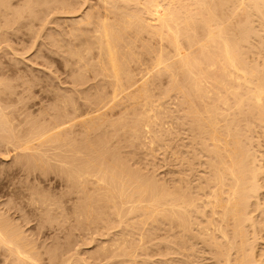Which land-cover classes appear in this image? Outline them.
Returning <instances> with one entry per match:
<instances>
[{
  "label": "bare ground",
  "instance_id": "1",
  "mask_svg": "<svg viewBox=\"0 0 264 264\" xmlns=\"http://www.w3.org/2000/svg\"><path fill=\"white\" fill-rule=\"evenodd\" d=\"M2 1V0H1ZM0 1V6H5V5H1V3H5V4H7L8 2H7V0H4V1H2L1 2ZM9 1V0H8ZM29 1V0H28ZM27 1V3H26V5L28 4V6H25L24 5V8L25 7H29L31 4L33 5V3H31L32 2V0H30L31 2H28ZM88 1V0H87ZM103 1V3H104V8H105V10L104 11H102V15L101 16H98L99 17V19L98 20H96V22L94 21V27H92L91 29H90V31H89V29H88V31L89 32H91L88 36H87V39H86V37H85V40L83 39V43H82V45L83 46H85L84 47V54L83 53H81L80 51H71V56L74 58V57H77V58H74L75 60L76 59H78V60H76V61H78V62H80L81 64H83L84 62H86L85 64H83L84 66H86L87 65V63L89 62V60L87 59L86 60V58H87V56H86V58H85V54L87 53V55L88 54H90L89 52H92L91 50L92 49H95L96 51H95V56H96V62L94 63V56L92 57L93 59H91L92 61H93V63L96 65V69H95V71L97 70V73L99 74V72H101V74H105L106 75V79H108V82L109 81H111V83H112V85H110V86H112V89H111V96L109 95V93H108V91L107 90H103V91H101L99 94H98V98H97V103H95L96 102V98L94 99L93 98V100L92 101H94V103H92V101H91V103L92 104H90L91 106H93V105H95V104H97L96 106H94L95 108H92L91 106H90V108H88V110H91L90 112H87V111H85L84 110V112H87V114L85 113L84 115L85 116H83L82 118V120H80V116H81V113L83 112V111H81L80 109H78L79 111H76V112H80V114H77V113H74V112H72V113H74L73 115L71 114V111H69L68 109V106H71V105H68L67 103H71L72 105H74V107L73 106H71V107H73V108H70V110H74L75 109V106H77L78 105V103L79 102H77V103H75V104H73V101L72 102H68V101H70V100H68V99H65V101L67 102H65L66 103V105L67 106H64L63 105V109H64V107H66V108H68V109H65V110H67V112H65L66 113V115H68V113L70 114V116L68 115V117L64 114V111L65 110H63L62 112H60V115H57V119L58 120H55V121H57V123H55L53 120L55 119V118H53V119H51L52 117H50V119H51V123H50V119H46V115H48L49 116V114H46L45 112H42V113H44L45 114V116H42V118H44L45 117V119L43 120V124H42V126H41V124H39L38 125V123H39V121L41 120V119H37L38 120V123L37 122H35V121H37V120H35L34 121V118H33V121L35 122V123H37V125L35 124V123H33V122H31L32 121V117H30V115L31 114H27L28 116H27V121H26V123L28 124L29 122L30 123H33L34 125H28L29 126V129H28V127H25L26 128V131H24L25 130V128L23 127V126H20V125H25L26 123H25V121H23L24 119H23V117H22V119H21V116H20V113L18 114H16L17 116H19L20 117V119L19 120H22L23 122H19V124L16 122V119H14V118H16V116H12V115H15V114H13L11 111H9V110H11V109H9L8 110V112H9V114L11 115V118H10V115L8 114V113H6L7 112V109L6 108H4V109H6L5 111L6 112H4L3 111V109H1L0 108V131L2 130L3 132H5V133H3V132H1V133H3V135H2V138L4 139L5 138V140H3L2 138H1V136H0V138L3 140V141H5L4 143H6V144H11L12 146H13V149H14V152H16V150H20V151H25L26 152V150H30L32 153L34 152V154H35V151L33 150V148H34V143L36 144H38L39 146H46V145H44V143H53V142H58V141H62L63 142V144H68V142L70 141V140H72L70 143L72 144V142H74L73 141V139H72V136H70L69 134L70 133H68V132H70V131H68V130H66V129H68V128H70L72 125L71 124H68V122H70V123H72V120H74L73 121V123H75V122H77L78 123V121L76 120L75 121V119H78L79 118V120H80V122L81 123H83V122H87V123H89V124H86V125H89V129H90V127L91 128H93V127H95V129L98 127V126H103L104 124H105V122H104V124H102V121L100 120V118L102 119V117H101V113H102V108L103 109H105V107L106 106H108V103L111 101V103H112V105L111 106H113V102H112V100L113 99H117V97H119V96H122V94L124 95V96H127L128 97V100L129 99H132V100H130V101H132V102H134V103H132L133 105H132V107H133V115L135 114V117H134V120L132 121V123L130 122V123H128V124H131V126H130V128L134 131V136H136V137H138V139H139V135L141 134V128H142V126L143 125H147L148 126V124H149V121L151 120V117H150V115H149V113H150V111L152 110V107H149V99L152 97L151 96V90H150V88H149V83H151V82H153L155 79H159V78H161V76H162V74H165L166 72H167V74H168V76H170V78L172 79V81L170 80V84H171V82H172V87H175L176 86V88H174V89H177L178 91H180L187 99H189L190 100V103H191V107L192 106H194V107H192V108H194V110H195V112L194 113H196V114H194L193 113V116H194V118H193V120H194V127L193 128H195V129H197V131L195 130V132H197V133H199V131H200V137H202L204 140H207V139H205L206 138V136H208V137H216V135H218L217 133H219V132H216L215 130H216V128H218L217 126H219V124H220V122H222V123H224L225 121V124L223 125H220L219 127H220V131L223 129V131H222V133L220 132L219 133V135L218 136H221V135H224V138L227 140L228 138H226V137H232V138H229V140H222L223 142H225V143H223L221 140L220 141H217V142H220V145L217 143L216 145H215V141L216 140H218L217 139V137H216V140L213 142L212 140H211V138H209L210 140H211V142L214 144H211L213 147H211L212 149H210V147H208L209 146V144L211 143H209V141L207 140L206 142H207V147L205 148V151H203V152H205V153H210L211 154V158L209 157L210 156V154H209V156H207L208 157V159H206V163L210 160V165H211V167H210V165L208 164L207 166L209 167V169H206V170H209V172L211 173V176H210V174H206L205 176H210V177H208L209 178V180H208V178H206V181H207V184H211V185H209V186H207L208 188H209V190H207V188L205 187L206 185H204V188H202L201 187V185L199 184V183H201L202 182V180H203V182H205L206 183V181H205V179H203V178H205L204 176H203V178H200L201 180V182H197L198 184H199V186L195 183V187L196 188H194V185H193V190H199L200 191V189H201V193H198V194H196V192H195V195L194 194H192V193H194V191L192 190V193L191 194H188V190L192 187V186H190V187H187V188H189V189H186V187H185V189H184V186L186 185V181L185 182H183L182 183V180L183 179H181V183H182V185H180L179 184V182H178V184L180 185V187L179 186H175L176 187V189H178V188H181L182 189V186H183V189H182V191H178V190H176L175 188H174V186H173V184L175 183V181L171 184L170 182V186L168 185V183L167 184H165V182H162L163 183V185L165 186V187H167V185H168V187L167 188H163V185L160 183V182H158V180L156 179V181H157V183H155L156 181H155V179L154 178H144L143 177V173L140 175V173L141 172H139L140 171V169H139V171L137 172L136 171V169H133L132 167H128L127 165H125L124 164V160H122V159H120V160H122V161H119V162H121L122 163V165H124V168H118L117 166H118V164H119V162L116 160L117 159V157H116V159H115V157H114V155H115V153H114V155H113V158L118 162V164L116 163L115 165H117L116 166V168L113 166V164H114V162H116L113 158H112V163H110V161L108 162V160H107V156L105 157L106 158V162H108V163H104L103 164V166L105 167V168H109L110 166V170L108 169L107 170V172H106V169H105V171H104V167L102 168V170L104 171H102L101 173V177H99L100 175H98V177H95V176H97V173L98 174H100L97 170H95V169H97V167H96V165L95 164H98V159L99 160H101V158H102V156H105V153L107 154L108 152H104V148L106 147V148H108L109 149V146H107V144L105 143L106 142V140L105 139H102L103 141L105 140V142H103V141H101V139H99V140H95V141H89L88 143H90L91 144V146H90V149H92L94 152H92V150H91V152L92 153H95V156L97 155L96 154V151H98V152H100V153H102V151L99 149V147H102V145H103V147H102V149H103V152H104V154L102 153V156H101V154L98 156V158L96 157L95 158V160H97V163H95L96 161L94 160V157L95 156H92V153H91V155L88 153V155H87V153L85 152V154L86 155H83L84 153L82 152L84 149H77V151L78 152H80L79 150H81V152H82V155L84 156H82L81 154V156H79L78 157V152H76L77 154H75V151H73V150H71L72 152L71 153H73V155L75 154V155H77V159L76 158H74V157H76L75 155L73 156V155H71L73 158V160L71 159V157H70V155H64V157L62 158V159H59L60 161L62 160V162L64 163V160H68L69 161V163L67 164V162H66V167L63 165V163H61L62 165H61V168L62 167H65V168H63L62 170L63 171H65V173H63V174H66V175H64L63 177H64V179H66V177H68V179H67V181L69 180L70 182H72V183H70V184H72V188H70V193H72L71 192V189H73V190H75L77 193H76V195L74 194V192H73V196L75 195V197L76 196H79V199H75V201L76 200H78L77 201V203L76 204H78L77 205V207L74 205L73 207H75V211H76V215L75 216H79V219L81 218V219H83L86 215H84L85 213H86V211H87V213H88V211L91 213L92 212V208L94 207V210H93V212L92 213H94L95 211H97V209H98V207L97 208H95V204H97V206H100L99 208L100 209H102V205L104 204H106L107 205V208H108V206L110 207V206H112V208L111 209H117L118 211H119V213H118V211L115 209V210H111V211H109V213H108V216L110 215V213L111 214H115V213H118L119 214V216L122 214V213H120V211L121 212H123V211H127L125 208H126V206H128V204L126 203V202H130L129 204L131 205H129L130 207H129V209H128V212H130L131 210V212L135 215V213H136V211H135V213L133 212V210L135 209V205L136 206H138V205H140L141 204V202H142V206H143V204H147V203H149L150 201L153 203V205H154V203H155V205L154 206H152V208L154 209V207L156 208V210H157V212H158V209H159V211L160 212H158V214H160V216H159V218H161L162 220H164V224L166 223V225H165V227H164V224H163V227L162 228H166V226H167V228H169V227H171V228H176V229H179V231L180 230H183V232L182 231H180V233L182 232V233H185V232H187L188 234H184V236H185V238H183L184 236L182 235L181 237L183 238V239H185L186 240V237L187 236H189V234H190V236H192L193 234H195V235H197V236H199V239H200V237H201V239H202V237H203V239H202V241H205L204 242V244L207 242V244L209 243V245H211V243H212V245L211 246H209V247H219V251H216L215 250V252L217 253V252H219L220 254L219 255H221V257L223 256V263L224 264H231V263H234V262H238L237 264H255V263H259V261H258V259H260L259 257L257 258V254L256 253H254L255 251H256V246H255V248H253V243H254V245L257 243H255V241L256 240H254V238L253 239H251V240H254V242L253 241H251L250 240V238H252V237H255L256 239H259L258 237H259V234H258V232H262V231H264V226H263V222H264V220H262L263 222H262V226H263V228H262V226H260V223H261V220H260V222L258 223V221H256L255 220V216L256 215H254V210H258V208L259 209H261L260 207L262 206V205H260L261 203V201H259L258 199H260V198H258L260 195V188H263L264 187V184H263V186H261L262 184L261 183H259V176L260 177H262V178H264L263 176H261L262 174L264 175V169L263 168H261V167H264V165H262L261 163H263V162H261L260 164H258L259 162H258V158L260 157H257L256 155H258V151H257V149H255L254 151L252 150L251 151V149H254V148H249L251 145H252V140H254V139H250V141H251V143L249 142V144H250V146L247 144V142H248V140H249V136L248 137H246V134L247 133H249V131L250 132H252L253 133V131L254 130H256V132L258 131V129H259V127L261 128V129H259L260 131L262 130L263 131V133H261V135L263 134L264 135V62L263 63H260V64H263V66L262 65H260V66H258L259 65V63H258V61H260L261 60V58L263 59V56H264V52L262 51V50H264L263 48V46H264V0H102ZM24 2V1H23ZM26 2V1H25ZM70 2V1H69ZM85 2V1H84ZM101 2V1H100ZM3 3V4H4ZM31 3V4H30ZM9 4H10V2H9ZM23 4V3H22ZM31 5V6H32ZM72 5H73V3H72ZM234 5L236 6L237 5V8L240 10V12L238 11V9L236 8V7H234ZM7 6V5H6ZM30 6V7H31ZM234 7V9H232V7ZM241 6V7H240ZM29 7V8H30ZM231 7V8H230ZM4 8V7H3ZM31 8H33V6L31 7ZM30 8V9H31ZM75 9V8H74ZM229 9H232V10H229ZM17 10H19V9H17ZM72 10V9H71ZM98 10V9H97ZM228 10H229V12H228ZM21 11V10H20ZM30 11V10H29ZM231 11H234V16H233V18L235 19L236 17H235V15H236V13H237V15L240 13L241 15H244V16H242V17H244V18H242L241 17V15H239L238 17H240V19L239 20H237L238 22L235 24V25H233V22L232 23H230L229 21H234L233 20V18H230V19H228L227 20V17H230V14H232L233 15V13L231 12ZM25 12V11H24ZM24 12H22V13H24ZM231 12V13H230ZM239 12V13H238ZM99 13V12H98ZM230 13V14H229ZM89 14V13H88ZM229 14V15H228ZM22 15V14H21ZM226 15H228V16H226ZM236 15V16H237ZM10 16V15H9ZM86 17V19H87V15L85 16ZM90 16H88V20H86V19H84V21H87V22H85V23H89L90 21H89V18ZM101 17V18H100ZM232 17V16H231ZM22 18V17H21ZM16 19H17V17H16ZM81 19V18H80ZM225 19V20H224ZM8 20V19H7ZM14 21V20H13ZM81 21H83V20H81ZM236 21V20H235ZM234 21V22H235ZM258 22L257 24H259V26L256 24V23H253V22ZM6 22V21H5ZM79 22V21H78ZM91 22H93V21H91ZM224 22L225 23H230V26L228 25L227 26V24H224ZM81 23V22H80ZM78 24V23H77ZM257 25V26H255V25ZM75 25V24H74ZM73 25V26H74ZM80 25V24H79ZM89 25V24H88ZM77 26V25H76ZM85 26V25H84ZM89 26H92V25H89ZM9 27V26H8ZM262 28V31H258V28L261 30V28ZM74 28V27H73ZM75 29V28H74ZM76 29H77V27H76ZM75 29V30H76ZM1 30V29H0ZM75 30H73V32L75 31ZM2 31V30H1ZM81 31V30H80ZM84 31V30H83ZM77 33V32H76ZM86 33V32H85ZM147 34V35H146ZM86 35V34H85ZM146 35V36H151L150 38H157V39H159V43L160 44H158L159 46H158V48L159 49H157V51L155 52V57H153L152 58V54L154 53V47H152V48H150L149 50L151 51V50H153V51H151V52H153L151 55H149L150 56V58H148V59H145L144 58V56H142V54H141V58H140V53H138L136 50H135V48L134 47H136V45H137V42H135L136 41V39H142V37L144 38V36ZM80 36V35H79ZM131 36H133L134 38L132 39L133 41H130L129 40V38L128 37H131ZM142 36V37H141ZM81 37V36H80ZM126 37L128 38V39H126ZM83 38V37H82ZM136 38V39H135ZM126 40V42H125V40ZM134 39H135V41H134ZM128 40V41H127ZM79 41V40H78ZM124 41V43L126 44L127 42H134V44L136 43V45H134L133 44V46H131L132 44L129 42V43H127V45L128 46H131V47H133V48H131V49H134V50H132L133 52H135L134 54L136 55H134L133 53H128L127 52V49H129V47L127 46V49L126 48H124L125 46H123V45H125L124 43H122ZM141 41V40H140ZM82 42V41H81ZM144 43V42H143ZM155 43V42H154ZM73 44V43H72ZM139 45V44H138ZM148 45V44H147ZM147 45H145V46H147ZM164 45H166V46H168V49H171V50H169V51H167L168 49H166V47L164 46ZM70 46V45H69ZM81 46V45H80ZM122 46H123V48H124V50H123V48H122ZM149 46L150 45H148L147 47L149 48ZM68 47V46H67ZM67 47H65V48H67ZM73 47V46H72ZM139 47V46H138ZM137 47V48H138ZM143 48H145L144 47V45L142 46ZM151 47V46H150ZM74 48V47H73ZM76 48V47H75ZM142 49V48H141ZM75 50V49H74ZM79 50H80V48H79ZM126 50V51H125ZM139 50V49H138ZM145 50H146V48H145ZM145 50H144V52H145ZM149 50H147V51H149ZM129 52H130V49L128 50ZM149 51V52H150ZM250 51H253V53H255L256 52V55H257V53L258 52H260L261 51V53L263 54H261L262 56H261V58H260V56H258V58H260V59H258V61L257 62H249L250 60L249 59H247V57L249 56L250 57V54H253L252 52H250ZM70 52V51H69ZM86 52V53H85ZM149 52H146V53H148L149 54ZM250 52V53H249ZM69 54V53H68ZM93 54H94V52H93ZM249 54V55H248ZM91 55V54H90ZM138 55H139V58H138ZM254 55V54H253ZM252 55V60L251 61H255V59L257 58H255V56H253ZM67 56V55H66ZM69 56V55H68ZM71 56H69V57H71ZM89 56V55H88ZM135 56V57H134ZM71 57V58H72ZM248 57V58H249ZM255 59H254V58ZM135 58V59H134ZM146 60V61H144V59ZM147 58V57H146ZM250 58V59H251ZM140 59H143V63L141 64V62H138ZM86 60V61H85ZM148 60V61H147ZM249 60V61H248ZM257 60V59H256ZM264 60V59H263ZM262 60V61H263ZM67 61V60H66ZM69 61V60H68ZM84 61V62H83ZM88 61V62H87ZM92 61H90V63L92 62ZM131 61H133V62H131ZM134 61H135V64H134ZM136 61L138 62V63H136ZM141 61V60H140ZM262 61H260V62H262ZM83 62V63H82ZM131 62V63H130ZM89 63V64H90ZM134 64V65H136L137 64V66L138 67H140V65L142 66V67H140V68H143V67H145L144 68V74H141V75H143V77L141 76V78H143V80L141 79V78H139L140 79V81L138 80V74L136 73V71H137V69H139L137 66H136V68L137 69H134V70H136L135 71V73L137 74V75H135L134 76V74H133V70H131V64ZM140 63V64H139ZM68 64H69V62H68ZM68 64H67V66H68ZM76 64V62L74 63V65ZM87 65L86 67H84V68H86L85 69V71L88 69V68H90L91 67V71H94L92 68V66L91 65ZM82 65V66H83ZM93 65V64H92ZM77 66H79L78 64H77ZM81 65L79 66L80 67V69H81V71L80 72H85L84 70H82V69H84L83 67H82ZM90 66V67H89ZM71 67V66H70ZM88 67V68H87ZM135 66H133L132 67V69L134 68ZM69 68V67H68ZM77 70V69H76ZM88 70H90V69H88ZM88 70L86 71V72H88ZM141 72L143 71V69H139ZM138 70V72H140ZM165 71V73H163L164 71ZM154 71L155 72H157L156 73V75L154 76L153 74H155L154 73ZM74 73V72H73ZM89 73V72H88ZM97 73H95V75H97ZM143 73V72H142ZM170 73V74H169ZM81 74V73H80ZM101 74H99V75H101ZM149 74V75H148ZM78 75V74H77ZM105 75H102L103 77H105ZM153 75L154 77H151V76ZM166 75V74H165ZM79 76V75H78ZM78 76H76V77H78ZM81 77H82V74L80 75ZM79 76V77H80ZM85 76V75H84ZM83 76V78H85ZM108 76V77H107ZM136 76H137V80H136ZM80 77V78H81ZM166 77V76H165ZM82 78V79H83ZM88 78V77H87ZM98 78H99V76H98ZM97 78V79H98ZM101 79V78H100ZM103 79V78H102ZM105 79V78H104ZM78 80V79H77ZM83 80H85V79H83ZM141 80H142V82H141ZM105 81H107V80H105ZM138 81H139V83H138ZM1 82V81H0ZM4 82V81H3ZM82 82V81H81ZM157 82V81H156ZM159 82H160V80H159ZM32 83V82H31ZM35 83V82H34ZM104 83H106V82H104ZM110 83V84H111ZM0 84H3V83H0ZM102 84V83H101ZM109 84V83H108ZM169 84V86H171ZM80 85V84H79ZM1 86V85H0ZM35 86V85H34ZM107 87V86H106ZM134 87V88H133ZM151 87V86H150ZM167 87V86H166ZM165 87V88H166ZM9 88V87H8ZM79 88V87H78ZM133 88V89H132ZM156 88V87H155ZM5 89V88H4ZM108 89V88H107ZM163 89V88H162ZM169 89H171V88H169ZM108 90H110V88L108 89ZM172 90V89H171ZM27 91V90H26ZM25 91V92H26ZM107 91V93H108V95L109 96H107V95H105L104 93ZM166 91H167V89H166ZM169 91V90H168ZM167 91V92H168ZM11 92V91H10ZM23 92V91H22ZM170 92V91H169ZM1 93H2V91H1ZM106 93V94H107ZM166 93V92H165ZM176 93H179V92H176ZM180 93V95H182ZM65 94V93H64ZM4 95V94H3ZM6 95V94H5ZM14 95H16L15 94V92H14ZM22 95V94H21ZM93 95V94H92ZM8 96V95H7ZM63 96H65V95H63ZM80 96V95H79ZM83 96V95H82ZM89 96V95H88ZM0 97H1V95H0ZM2 97H5V96H2ZM21 97V96H20ZM71 97V96H70ZM74 97V96H73ZM94 97V96H93ZM107 97H110V98H108L107 99ZM160 97V96H159ZM9 98V97H8ZM18 98V97H17ZM56 98H58L57 96H56ZM124 98V97H123ZM126 98V97H125ZM182 98V100L180 99V102L182 101V104L183 103H186V102H184L183 100V98L184 97H181ZM20 99V98H19ZM18 99V100H19ZM71 99V98H70ZM75 99V98H74ZM73 99V100H74ZM89 99V98H88ZM87 99V100H88ZM119 99V98H118ZM166 99V98H165ZM198 99H199V102H198ZM8 100V99H7ZM21 100V99H20ZM25 100V99H24ZM59 100V99H58ZM61 102H63V99H62V96H61ZM59 100V101H60ZM122 100V99H121ZM141 100V101H140ZM196 100H197V102H198V104H199V106L200 107H198V104H197V102H196ZM208 100H211L212 102H213V104H209L210 103V101L208 102ZM85 101H86V99H85ZM138 101H140L138 104H137V102ZM155 101V100H154ZM161 101V100H160ZM162 101H164V100H162ZM188 101V100H187ZM28 102V101H27ZM122 102H124V101H122ZM125 102H127V101H125ZM142 102V104H140ZM157 102H158V100H157ZM58 103V102H57ZM64 103V102H63ZM88 103V102H87ZM90 103V102H89ZM110 103V104H111ZM131 103V102H130ZM151 103V102H150ZM161 103V102H160ZM189 103V102H188ZM188 103H187V105H188ZM189 103V104H190ZM220 103V104H219ZM221 103H222V105L224 106V108H225V110L227 109H229L230 108V110H228V111H230L229 113H231V110H232V112L233 113H231V116L232 117H230V118H227V117H225V118H223V117H221L222 115H224V113L225 114H227L226 113V111L224 112H220L219 113V111H217L220 107H222V106H220L221 105ZM6 104H8V103H6ZM77 104V105H76ZM179 104V103H178ZM201 104V105H200ZM0 105H1V107H2V105L3 104H1V102H0ZM20 105V104H19ZM61 105V104H60ZM151 105V104H150ZM155 105V104H154ZM156 105H157V103H156ZM168 105V104H167ZM175 105V104H174ZM185 105V104H184ZM184 105H182V108H183V106ZM5 106V105H4ZM8 106H10V104H8ZM28 106V105H27ZM56 106V105H55ZM128 106V105H127ZM189 106L190 105H188V107L187 108H184V109H188L189 108ZM17 107H18V105H17ZM79 106H77V108H78ZM83 107V106H82ZM87 107V106H86ZM159 107H160V104H159ZM165 107V106H164ZM170 107V106H169ZM190 107V108H191ZM57 108V107H56ZM76 108V109H77ZM80 108V107H79ZM111 108H113V107H111ZM110 108V109H111ZM158 108V107H157ZM190 108H189V110H190ZM223 108V107H222ZM222 108H220V111L222 110ZM21 109V108H20ZM28 109V108H27ZM75 109V110H76ZM82 109V108H81ZM84 109V108H83ZM107 109V108H106ZM128 109V108H127ZM154 109V108H153ZM165 109V108H164ZM169 109V108H168ZM178 109V108H177ZM183 109V110H184ZM60 110V109H59ZM72 110V111H73ZM161 110V109H160ZM166 110V109H165ZM188 110V111H189ZM194 110H192V111H194ZM30 111V110H29ZM28 111V112H29ZM46 111V110H45ZM69 111V112H68ZM123 111H125V110H123ZM192 111L191 112H187L188 113V117L190 116L191 118H192V116L191 115H189V114H191L192 113ZM20 112V111H19ZM27 112V111H26ZM83 112V113H84ZM92 112H95V114L94 115H92ZM127 112V111H126ZM164 112V111H163ZM174 112V111H173ZM56 113V112H55ZM59 113V112H58ZM61 113H63V114H61ZM89 113H91V114H89ZM104 113V112H103ZM181 113V112H180ZM184 113L185 114H187L186 113V111L184 110ZM24 114V113H23ZM37 114V113H36ZM43 114V115H44ZM75 114H76V117H75ZM92 115V116H87V115ZM126 114V113H125ZM153 114H155V113H153ZM178 114V113H177ZM222 114V115H221ZM33 115V114H32ZM66 116V117H64L65 119H62L63 118V116ZM102 115H104V114H102ZM130 115V114H129ZM163 115V114H162ZM218 115H220V117L222 118V121L221 120H219L220 122H218V119H219V117H218ZM227 115H230V114H227ZM23 116V115H22ZM40 116V115H39ZM38 116V117H39ZM58 116H60V117H58ZM106 116V115H105ZM108 116V115H107ZM107 116H106V118H107ZM120 116V115H119ZM132 116V115H131ZM186 116V115H185ZM184 116V117H185ZM226 116V115H225ZM34 117V116H33ZM53 117H54V115H53ZM62 117V118H61ZM85 117H87V118H85ZM121 117V116H120ZM187 117V116H186ZM18 118V117H17ZM25 118V117H24ZM28 118H30L31 119V121H30V119H28ZM61 118V120H59ZM73 118H75V119H73ZM110 118V117H109ZM122 118V117H121ZM130 118V117H129ZM154 118V117H153ZM158 118V117H157ZM160 118V117H159ZM227 118V120H225ZM242 118H243V120H242ZM25 119V120H26ZM96 119H99V120H96ZM108 119V118H107ZM111 119V118H110ZM118 119H120L119 117H118ZM127 119V118H126ZM167 119V118H166ZM178 120H179V118H177ZM190 119V118H189ZM223 119H224V121H223ZM29 120V121H28ZM45 120H47L48 121V123H50V124H48L47 123V121H45ZM109 120V119H108ZM124 120V119H123ZM129 120L130 119H128L127 121L129 122ZM153 120H155V119H153ZM163 120V119H162ZM165 120V119H164ZM191 120V119H190ZM242 120V121H241ZM44 121H45V123H46V125L45 126H43L44 125ZM59 121V122H58ZM120 121H122V120H120ZM161 121V120H160ZM243 121H244V124H242L243 123ZM253 121H257L258 123L256 124V125H259V127H257L258 129H256V128H254L255 127V125H253ZM112 122V121H111ZM110 122V123H111ZM119 122V121H118ZM218 122V123H217ZM21 123V124H20ZM23 123H25V124H23ZM40 123H42V121H40ZM72 123V124H73ZM115 123V122H114ZM113 123V124H114ZM152 123V122H151ZM185 123V122H184ZM47 124H48V126H47ZM67 124L68 125H70L69 127H67ZM80 123H78V125H79ZM102 124V125H101ZM161 124H163V123H161ZM216 124H218V125H216ZM19 125V126H18ZM74 125V124H73ZM75 125H76V123H75ZM81 126H83L84 125V123L83 124H80ZM156 125H157V123H156ZM159 125V124H158ZM214 125H216V127L214 126ZM18 126V127H17ZM30 126L32 127H34L33 129H31L30 128ZM77 126V125H76ZM163 126V125H162ZM222 126V127H221ZM243 126V127H242ZM19 127H22V128H24L23 129V131L24 132H22L21 130H22V128L20 129ZM85 128H86V126H84ZM112 127V126H111ZM148 127H150V126H148ZM147 127V128H148ZM254 128V130L252 129V131L250 130L251 128ZM65 128V129H64ZM75 128V127H74ZM98 128H100L101 129V127H98ZM103 128V127H102ZM105 128V127H104ZM114 128V127H113ZM120 128V127H119ZM125 128V127H124ZM146 128V127H145ZM162 128V127H161ZM160 128V129H161ZM191 128H192V126H191ZM213 128H215L214 129V132H213ZM72 129V128H71ZM76 129V128H75ZM80 129V128H79ZM94 128L93 129H91V130H95ZM108 129V128H107ZM106 129V130H107ZM129 129V128H128ZM130 129V130H131ZM143 129V128H142ZM150 129H153V127L152 128H150ZM186 129V128H185ZM219 129V128H218ZM11 131V130H13V131H11V134H10V132H9V135H7V131ZM29 130V131H28ZM62 130V131H61ZM66 130V132L68 133V134H65L64 135V133H62V132H64ZM74 130V129H73ZM85 130V129H84ZM122 130H124V129H122ZM166 130H169V129H166ZM193 130V129H192ZM194 130H193V133H195L194 132ZM211 130H212V132H211ZM72 131V130H71ZM101 131V130H100ZM144 131V130H143ZM147 131V130H146ZM150 130L148 129V132H149ZM217 131H219V130H217ZM261 131V132H262ZM13 132V133H12ZM65 132V133H66ZM86 132V131H85ZM98 132V131H97ZM110 132V131H109ZM119 132V131H118ZM122 132H125V131H122ZM121 132V133H122ZM155 132H157V131H155ZM176 132V131H175ZM1 133H0V135H1ZM79 133V132H78ZM95 133V132H94ZM101 133V132H100ZM127 133V132H126ZM145 133V132H144ZM151 133H152V131H151ZM164 133V132H163ZM167 133H169V132H167ZM174 133V132H173ZM214 134V133H216V135L214 136V135H212L211 136V134ZM252 133H251V135H252ZM89 134V133H88ZM105 134V133H104ZM118 134V133H117ZM132 134V135H133ZM146 134V133H145ZM156 134V133H155ZM155 134H153V135H155ZM158 134H159V132H158ZM160 134H161V132H160ZM165 134V133H164ZM170 134V133H169ZM199 134H195L196 135V141L197 142H199V139H197L198 138V136H199ZM201 134H203V135H205V138L203 137V135H201ZM207 134V135H206ZM250 134V133H249ZM248 134V135H249ZM7 135V136H6ZM73 135V134H72ZM76 134H74V136H75ZM109 135H111V134H109ZM114 135V134H113ZM194 135V136H195ZM210 135V136H209ZM259 137L261 136L260 134H257ZM6 136V137H5ZM69 136H70V138H69ZM82 136V135H81ZM94 136H96L95 134H94ZM107 136V135H106ZM112 136V135H111ZM116 136V135H115ZM148 136H149V134H148ZM156 136V135H155ZM159 136V135H158ZM165 136V135H164ZM226 136V137H225ZM241 136H244L246 139H243V138H240ZM88 137H90V136H87V138L85 137V140L86 139H88ZM92 137H93V135H92ZM114 137V136H113ZM142 137V136H141ZM157 137V136H156ZM212 137V138H213ZM253 137V135L251 136V138ZM84 138V137H83ZM95 138V137H94ZM118 138H120V135H119V137ZM144 138H145V136H144ZM162 138H164V137H162ZM170 138V137H169ZM202 138H201V141H202V143H203V145H205V141L204 140H202ZM219 138V137H218ZM221 138V137H220ZM219 138V139H220ZM257 138V137H256ZM261 138V137H260ZM1 139H0V142H1ZM75 139H78L77 137H75ZM90 139V138H89ZM97 139V138H96ZM108 139V138H107ZM110 139V138H109ZM111 139H113V138H111ZM126 139V138H125ZM173 139V138H172ZM193 139V138H192ZM221 139H223V138H221ZM231 139V140H230ZM248 139V140H247ZM262 139L264 140V137L262 136ZM69 140V141H68ZM78 140H80V139H78ZM82 140V139H81ZM80 140V141H81ZM93 140V139H92ZM120 140V139H119ZM118 140V141H119ZM122 140V139H121ZM136 141H137V139H135ZM140 140H142V139H140ZM139 140V141H140ZM144 140V139H143ZM147 140V139H146ZM145 140V141H146ZM158 140H159V138H158ZM244 140V141H243ZM245 140H247V142L245 141ZM2 141V142H3ZM64 141H68V142H64ZM161 141V140H160ZM164 141V140H163ZM167 141V140H166ZM191 141H194V140H191ZM200 141V142H201ZM204 141V142H203ZM255 141V140H254ZM261 141V140H260ZM2 142H1V144H2ZM87 142V141H86ZM85 142V143H86ZM96 142H97V144H96ZM123 142V141H122ZM134 142V141H133ZM246 144H245V143ZM59 143V142H58ZM61 143V142H60ZM79 143V142H78ZM110 143V142H109ZM152 143V142H151ZM194 143V142H193ZM202 143H197V146H200V145H198V144H202ZM222 143V144H221ZM255 143V142H254ZM258 143H259V141H258ZM8 144V147L10 146ZM42 144V145H41ZM63 144L61 145V147L63 146ZM70 144V145H71ZM93 144H95V145H99V146H93ZM111 144H112V141H111ZM114 144V143H113ZM117 144V143H116ZM122 144V143H121ZM120 144V145H121ZM147 144V143H146ZM157 144V143H156ZM155 144V145H156ZM159 144V143H158ZM162 144V143H161ZM166 144H167V142H166ZM260 144V143H259ZM35 146V147H37L36 149H40V148H42V147H40L39 148V146ZM69 145V146H70ZM101 145V146H100ZM104 145H106V146H104ZM126 145V144H125ZM128 145V144H127ZM134 145V144H133ZM151 145V144H150ZM168 145V144H167ZM171 145V144H170ZM191 145V144H190ZM203 145H201V146H203ZM2 146V145H1ZM0 146V147H1ZM3 146H4V144H3ZM59 146V145H58ZM66 146V145H65ZM72 146H73V144H72ZM82 145H80V147H81ZM92 146L95 148V150L92 148ZM112 146V145H111ZM113 146H115V148H117L116 147V145H113ZM135 146V145H134ZM133 146V147H134ZM142 146H143V144H142ZM141 146V147H142ZM147 146V145H146ZM152 146V145H151ZM193 146V145H192ZM257 146H261V145H257ZM5 147V146H4ZM6 147H7V145H6ZM7 147V148H8ZM55 147V146H54ZM67 147H68V145H67ZM98 147V149L99 150H97L96 148ZM137 147V146H136ZM150 147V146H149ZM156 147V146H155ZM204 147V146H203ZM203 147L201 148V150H204L203 149ZM10 148V147H9ZM145 148V147H144ZM196 148V147H195ZM200 148V147H199ZM207 148H209V149H207ZM256 148V147H255ZM32 149V150H31ZM35 149V150H36ZM50 149V148H49ZM56 149V148H55ZM59 149V148H58ZM63 149V148H62ZM65 149V148H64ZM69 149V148H68ZM107 149V151H109V150H111V149H109L108 150ZM149 149V148H148ZM193 149V148H192ZM10 150V149H9ZM12 150V149H11ZM10 150V151H11ZM38 150H36V151H38ZM42 150H44L43 152H42V154L43 153H48V151L49 150H47V152H45V150H46V148H44V149H42ZM51 150V149H50ZM57 150V149H56ZM60 150V149H59ZM67 150V149H66ZM119 150V149H118ZM121 150H123V149H121ZM189 150V149H188ZM187 150V151H188ZM195 150V149H194ZM193 150V151H194ZM199 150V149H198ZM197 150V151H198ZM208 150H209V152H208ZM6 151L7 152H9L7 149H6ZM19 151V152H20ZM30 151H28L29 153H31ZM60 151H63L64 152V150H60ZM116 151V150H115ZM152 151H153V149H152ZM151 151V152H152ZM207 151V152H206ZM256 151H257V153H256ZM6 152V153H7ZM24 152V153H25ZM69 152V151H68ZM67 151H66V153H68ZM97 152V153H98ZM118 152H120V151H118ZM129 152V151H128ZM195 152H196V150H195ZM17 153H18V151L16 152V155H17ZM27 153V152H26ZM26 153H25V156L23 155V153L21 154L22 155V158L25 160V158H26ZM29 153H27V154H29ZM30 154V156H32V157H30L29 158V156H28V158H26V160L27 159H29L30 161H28V163L27 164H32V162L33 161H31V160H33V158L35 159V158H41V156H42V154H41V152H39L38 151V153H36L35 155L34 154ZM58 153V152H57ZM122 154H123V152H121ZM189 153V152H188ZM255 153H256V155H255ZM9 154H10V156H11V153L9 152ZM8 154V155H9ZM12 154H13V151H12ZM20 154V153H19ZM41 156H40V155ZM56 154V153H55ZM110 154V153H109ZM109 154H107V155H109ZM151 154V153H150ZM195 154H197V153H195ZM207 154V155H208ZM261 153H259V155H260ZM38 155H39V157H38ZM57 155V154H56ZM63 155V154H62ZM191 154H189L188 156H190ZM192 155H194V154H192ZM200 155V154H199ZM263 155V154H262ZM261 155V156H262ZM25 158H24V157ZM47 157L45 154L42 156V158L44 159L45 157ZM53 157L55 156V155H52ZM70 157V159L71 160H69V158H66V157ZM85 156H92L91 158L90 157H85ZM101 156V157H100ZM198 156V155H197ZM205 156V155H204ZM8 157V156H7ZM50 157H51V155H50ZM49 157V158H50ZM56 157V156H55ZM85 158V159H81V158ZM198 157H200V156H198ZM39 158V159H40ZM41 158V159H42ZM56 158H58V157H56ZM61 158V157H60ZM87 158L90 160V159H93V161L92 160H90V161H92V163H95V164H93L92 165V163L90 162V161H87ZM104 158V157H103ZM102 158V159H103ZM119 158H121V157H119ZM184 158H185V155H184ZM189 158V157H188ZM187 158V159H188ZM190 158H192V157H190ZM193 158H195V157H193ZM192 158V159H193ZM202 158V157H201ZM263 158H264V156H263ZM18 159V158H17ZM20 159H21V157H20ZM48 159V158H47ZM51 159V158H50ZM53 159V158H52ZM51 159V160H52ZM186 159V160H187ZM199 159V158H198ZM197 159V160H198ZM22 160V159H21ZM24 160H22V161H24ZM46 160V159H45ZM49 160V159H48ZM104 160V159H103ZM103 160H102V163H103ZM119 160V159H118ZM185 160V161H186ZM262 160V158L260 159L259 158V161H261ZM264 160V159H263ZM39 161V163H40V165H41V167H43V168H48V167H50V165L48 166V165H46V164H44L45 162L47 163H49V161H43L42 163H43V165H45L46 167H44L43 165H42V163L40 162V161H42V160H38ZM59 161V162H60ZM183 161V160H182ZM195 161V160H194ZM199 161H200V159H199ZM205 161V160H204ZM52 162L54 163V160H52ZM57 162H58V160H57ZM56 161H55V163H57ZM85 162H87L86 164H88V165H86L85 164ZM101 162V161H100ZM18 163V161L16 162V164ZM19 163H21L22 165L24 164V162H19ZM18 163V164H19ZM38 162H36V164H37ZM55 163H54V165H55ZM89 163H91V165H92V167H90L91 165H89ZM111 165H110V164ZM50 164V163H49ZM58 164H60V163H58ZM106 164H109V166L108 165H106ZM126 164H128V163H126ZM130 164V163H129ZM182 164H183V162H182ZM190 164H191V162H190ZM264 164V163H263ZM26 165V164H25ZM32 165H34L35 166V161H34V164H32ZM38 165V164H37ZM36 165V166H37ZM53 165V164H52ZM95 165V166H94ZM100 165V164H99ZM262 165V166H261ZM20 166V165H19ZM39 166V165H38ZM37 166V167H38ZM94 166V167H93ZM106 166H108V167H106ZM121 165L119 164V167H120ZM127 166V167H126ZM52 167V166H51ZM56 167V166H55ZM54 167V168H55ZM58 167V166H57ZM113 167V169L111 170V168ZM11 168V167H10ZM21 168V167H20ZM36 168V167H35ZM34 167H33V170L35 169ZM53 168V167H52ZM59 168V167H58ZM58 168H56V169H58ZM61 168H60V170H61ZM133 169V170H131L132 172H134V170H135V173H137V177L138 178H144V179H146L145 181H146V183L147 184H145V181L144 180H141V179H139V181L138 180H135L134 178V175H136V174H133V173H131L130 172V174H127L128 172H129V170L127 171L126 169ZM189 168V167H188ZM23 169H26V167L24 168V165H23ZM32 169V168H31ZM38 169V168H37ZM42 169V168H41ZM65 169V170H64ZM263 169V170H262ZM28 170H30V169H28ZM51 170V169H50ZM59 170V171H60ZM124 170H126L127 171V173H126V171L124 172ZM263 172H262V171ZM39 171H41V170H39ZM49 171V170H48ZM67 171V172H66ZM100 171V170H99ZM108 171H110V172H108ZM42 172H43V170H42ZM45 172V171H44ZM41 173V174H44L45 175V173ZM47 172V171H46ZM184 172V171H183ZM262 172V173H261ZM107 173H108V175H107ZM185 173V172H184ZM47 174H48V172H47ZM62 174V173H61ZM124 174H127V176L126 175H124ZM133 174V175H132ZM181 174V173H180ZM204 174V173H203ZM261 174V175H260ZM90 175L93 177V178H91L90 177ZM141 177H140V176ZM154 175V174H153ZM152 175V176H153ZM184 175V174H183ZM29 176V175H28ZM35 176H36V174H35ZM124 176H126L127 177V179L129 180H126L125 181V178L126 177H124ZM156 176V175H155ZM155 176H153V177H155ZM190 176V175H189ZM95 177V178H94ZM109 177V178H108ZM131 177H134L133 179H134V182L135 183H133V179H132V181L130 180L131 179ZM137 177H136V179H137ZM177 177V176H176ZM183 177V176H182ZM91 178V182L89 181V179ZM108 178V179H107ZM158 178V177H157ZM198 178V177H197ZM261 178V179H262ZM109 179H110V181H109ZM148 179H149V181H148ZM180 179V178H179ZM152 180H153V183H152ZM187 180V179H186ZM87 181H89L90 183H92L93 184V189H95V190H91L90 189V195H87V196H84V199L81 201V194H82V197H83V194H84V191H86L85 189L87 188L86 187V185L88 184H90V183H87ZM104 181V183H105V186H106V184H108V182L107 181H109L110 183L107 185V186H109V187H107V188H110V187H112V188H110V189H108V191L106 190V189H104L105 187L103 186V182ZM127 181H128V184L126 185V183H127ZM130 181H131V183H133V186H131L132 184H130ZM143 181V182H142ZM166 181V180H165ZM262 181V180H261ZM260 181V182H261ZM87 184H86V183ZM101 182V183H100ZM136 182H137V184H136ZM143 184H142V183ZM149 182H151L152 184H154L155 183V185L154 186H152V184L151 183H149ZM177 182L174 184V185H176L177 184ZM210 182V183H209ZM149 183V184H148ZM161 184V186H162V189H159V187L161 188V186L159 185L158 186V184ZM193 183V182H192ZM110 184H112V185H110ZM151 184V185H150ZM190 184V183H189ZM201 184H204V183H201ZM212 184H213V186H212ZM261 184V185H260ZM69 185V184H68ZM87 185V186H88ZM91 185V184H90ZM135 185H136V187H135ZM74 186V187H73ZM92 186V185H91ZM91 186H89L88 188H92ZM126 186H131V187H133V188H135V191L133 192V193H135V192H139V194L141 193V191H143L142 193H144V195H145V192H148V194L146 193V196H148V197H146V200H148L149 202H146V203H144L145 202V198H143V196L141 197V199H143L144 201H142V200H140V199H136V198H134V196H135V194H132V189H131V187H130V189H128V188H125ZM138 186V187H137ZM171 186H173V189L171 188L170 189V187ZM187 186H188V184H187ZM203 186V185H202ZM33 187V186H32ZM69 187H71L70 185H69ZM104 187V188H103ZM157 187V188H156ZM197 187H199V189L197 188ZM213 187V188H212ZM11 188V187H10ZM75 188V189H74ZM87 188V189H88ZM136 188H137V190H136ZM2 189V188H1ZM105 190V192L103 191V190ZM128 189V191L130 192H128V191H126ZM175 189V190H174ZM181 189H179V190H181ZM204 191H209L208 193H210L209 195H206V192H203V190ZM210 189H211V192H210ZM264 189V188H263ZM11 190V189H10ZM191 190H190V192H191ZM260 190V191H259ZM16 191V190H15ZM88 191V190H87ZM86 191V192H87ZM95 192L96 193V197L95 198H93L92 197V195H91V193L92 192ZM187 193H186V192ZM198 191V192H199ZM36 192V191H35ZM89 192V191H88ZM93 192V193H94ZM126 192H128L127 193V197L126 196H124L125 194H126ZM189 192V193H190ZM69 192H68V194H70ZM92 193V194H93ZM94 193V194H95ZM142 193H141V195H142ZM204 195H203V194ZM207 193V194H208ZM6 194V193H5ZM37 194V193H36ZM98 194V195H97ZM137 194V193H136ZM201 194L204 196V197H202L201 196ZM39 195V194H38ZM42 195V194H41ZM41 195H40V200L42 199V198H45V196L44 197H41ZM44 195V194H43ZM42 195V196H43ZM71 196H72V194H70ZM119 195V196H118ZM206 195V196H205ZM33 196V195H32ZM36 196V195H35ZM70 196V197H71ZM93 196H95V195H93ZM124 196V197H123ZM137 196H139V195H137ZM68 198H69V196H67ZM136 197V196H135ZM31 198H33V197H31ZM38 198V197H37ZM88 198H90L91 199V201L94 199V201H95V203H94V201H90V200H86V199H88ZM121 198V199H120ZM124 198H125V200H124ZM138 198V197H137ZM63 199V198H62ZM66 199V198H65ZM73 199V198H72ZM119 199V200H118ZM132 199H133V201L134 200H137V203H138V201H139V203L140 204H136V201H132ZM39 200V201H40ZM44 199H42V201H43ZM46 200V199H45ZM68 200V199H67ZM70 200V199H69ZM254 200V203L252 202ZM261 200V199H260ZM33 201V200H32ZM37 201V200H36ZM38 201V202H39ZM53 201V200H52ZM62 201V200H61ZM60 201V202H61ZM86 201H88V202H86ZM89 201L91 202V203H89ZM101 201V204L102 205H98V204H100L99 202ZM126 201V202H125ZM63 202V201H62ZM74 202V201H73ZM86 202V203H85ZM133 202V203H132ZM255 202H256V205H254V207L256 206V207H258L257 209H255V208H253L252 206H251V203H252V205L253 204H255ZM262 202H264V200H262ZM40 203V202H39ZM48 203V202H47ZM54 203V202H53ZM70 203V202H69ZM89 203V204H88ZM120 203V204H119ZM125 203V204H124ZM42 204V203H41ZM58 204H60V203H58ZM91 204H93L92 206L93 207H91L90 205ZM118 204L120 205V206H118ZM123 204V205H122ZM151 204V203H150ZM150 204L148 205V206H150ZM263 204V203H262ZM46 205V204H45ZM52 205V204H51ZM55 205V204H54ZM57 205V204H56ZM64 205V204H63ZM66 205V204H65ZM88 205V206H87ZM104 205H103V208H104ZM106 205H105V209H107L106 208ZM124 205H126L125 207H124V209L123 208H120V207H123ZM260 205V206H259ZM264 205V204H263ZM148 206H146L147 208H148ZM150 206V207H151ZM13 207V206H12ZM44 207V206H43ZM51 207V206H50ZM61 207V206H60ZM250 207H252V210L253 211H251V208ZM263 207V209H264V206H262ZM36 208V207H35ZM39 208H40V206H39ZM53 208V210L54 211H58V210H55L54 209V206L52 207ZM52 208H49L50 210L52 209ZM64 207H62V210H64L63 209ZM66 208V207H65ZM90 208V210H87V209H89ZM137 208V207H136ZM152 208H148V210L150 211V213H152L151 211H153V209ZM10 209H11V207H10ZM85 209H86V211H85ZM109 209V208H108ZM107 209V210H108ZM123 211H122V210ZM138 209H139V206H138V208L137 209H135V210H137L138 211ZM140 209H144L143 211H146L145 210V208H140ZM262 209V210H263ZM1 210V209H0ZM37 210V209H36ZM43 210V209H42ZM72 210H73V208H72ZM99 210V209H98ZM104 210V209H103ZM103 210H99V211H103ZM107 210H104L103 212H101L102 213V215L103 216H105L104 215V212L106 213L107 212ZM141 210V211H142ZM60 211V210H59ZM70 211V210H69ZM85 211V212H84ZM98 211V214L100 213ZM117 211V212H116ZM142 211V212H143ZM149 211H148V215H150V213H149ZM1 212V211H0ZM4 212V211H3ZM6 212V211H5ZM39 212V211H38ZM48 212V211H47ZM61 212H63V211H61ZM128 212H126V213H128ZM130 212V213H131ZM139 213H140V211H138ZM141 212V213H142ZM156 212V213H157ZM252 212V213H251ZM263 212L264 211H262V215H263ZM50 213H52L51 211H50ZM56 213V212H55ZM65 213H66V211H65ZM72 213H75L74 211L72 212ZM96 214H97V212H95ZM94 213V214H95ZM126 213H124L123 212V215L122 216H124L125 218H127L126 216L127 215H129L130 213H128L127 215H126ZM138 213V214H139ZM140 213V215H141V218L143 219H140V223H141V220L142 221H147L146 219V215L145 216H143L144 214H147L146 212L145 213H143V214H141ZM2 213H0V215H1ZM4 214V213H3ZM6 214H8V213H6ZM39 214H41V213H39ZM61 214V213H60ZM93 214V215H94ZM96 214H95V216H96ZM118 214H116L115 215V217L116 216H118ZM125 214V215H124ZM158 214L156 215L155 213H153V215H156L157 217H158ZM48 215V214H47ZM51 215V214H50ZM64 215V214H63ZM73 215V214H72ZM72 215H70V217L72 216ZM84 217H83V216ZM92 215V216H93ZM99 215H101V214H99ZM99 215H97V216H99ZM100 216V218L101 217H103V216ZM107 215V214H106ZM134 215H132V217H134ZM139 215V216H140ZM62 215H60L59 217H61ZM77 216V217H78ZM94 216V217H95ZM97 216H96V218H97ZM111 216V215H110ZM114 216V215H113ZM113 216H112V218H113ZM118 216V218H119V220L122 218V217H119ZM145 217L146 219H144L143 217ZM155 216V217H156ZM3 217V215L1 216V218ZM51 217H53V214L51 215ZM50 217V218H51ZM88 217V216H87ZM91 217V216H90ZM89 217V218H90ZM131 217V216H130ZM131 217V218H132ZM150 217V216H149ZM148 217V218H149ZM152 217V216H151ZM149 218V219H156L157 220V222H156V224L157 225H161L162 223H161V221L159 222V219H157V217L155 218L154 216V218ZM263 217H264V215H263ZM0 218V219H1ZM4 218H5V220H7L6 219V217H3V221H4ZM58 218V217H57ZM69 218V217H68ZM93 218V217H92ZM91 218V219H92ZM106 218V220H107V218L108 217H104V219ZM110 218V217H109ZM108 218V219H109ZM47 219V218H46ZM60 220H61V218H59ZM65 219V218H64ZM73 220H74V218H72ZM77 219V221H78V223H80L79 225H82V221L80 220H78V218H76ZM99 219V218H98ZM129 219V218H128ZM134 219V218H133ZM132 219V220H133ZM262 219V218H261ZM264 219V218H263ZM2 220V219H1ZM69 220V219H68ZM113 220V219H112ZM123 220H125L124 218L123 219H121L120 221L122 222ZM3 221H0V222H2V223H0V224H2V225H4L5 223H3ZM29 221V220H28ZM59 221V220H58ZM87 221V220H86ZM90 221V220H89ZM154 222H155V220H153ZM5 222V221H4ZM52 222H53V220H52ZM94 222V221H93ZM99 222H101V221H99ZM124 222V221H123ZM7 223H9V222H7L6 221V224ZM11 223V222H10ZM9 223V224H10ZM59 223V222H58ZM145 223V222H144ZM5 224V225H6ZM12 224V223H11ZM9 225L8 227H12V228H14V226H12V225ZM42 224H44V223H42ZM75 224V223H74ZM97 224V223H96ZM147 224V223H146ZM2 225H0L1 227H2ZM5 225H4V227L3 228H1L0 227V242L2 241V243L0 244V245H2V252H3V250H5V252H7L8 251V253H10L11 254V252H17V253H19V255L22 257V256H26V255H28V257H29V255L31 256V257H29V259L31 260V261H29V262H34L35 261V263H33V264H38V263H40L39 261L37 262V260L38 259H40V258H35L34 256L36 255H34V254H31V253H33V252H30V251H33L34 249L33 248H35V245L36 244H39L38 242L37 243H35V245L31 242L32 240L30 239V244H33V245H31V246H33V247H31L30 245H29V241L27 242V244H28V246H30L31 248H32V250H30V247L29 248H24L25 247V243L26 242H24L23 243V241H22V235H20V233H22L23 231L19 228V226L17 225V227H15L16 228V230L18 229H20L21 231H18V233H16V234H18L19 236L17 237V239L19 240V238H20V240H21V242H20V240L18 241L17 239H16V241L15 242H19L20 244H13L12 242H10L9 240V238L11 237V236H9V235H11V234H9V233H15V232H17L16 230H15V228L12 230V228H9V230L11 229V231H9L8 230V228H7V233L9 234V235H7L5 232H3L4 230H2V229H4L5 228ZM8 225V224H7ZM7 225H6V227H7ZM16 225V224H15ZM135 225H137V224H135ZM168 225H169V227H168ZM41 226V225H40ZM44 226H47V225H44ZM49 226V225H48ZM76 226V225H75ZM142 226V225H141ZM162 226V225H161ZM160 226V227H161ZM258 226H260L263 230H261V228L259 229L260 231H258L257 232V227ZM41 227H43V226H41ZM50 227V226H49ZM48 227V228H49ZM159 227V226H158ZM157 227V228H158ZM251 227V230H253V231H251L250 229V232H254V233H257L256 235L258 236V237H256L255 236V234L254 235H252V237L249 235V234H251V233H249L248 234V232L249 231H247L248 230V228H250ZM44 228H46V227H44ZM54 228V227H53ZM137 228V227H136ZM139 228V227H138ZM143 228V227H142ZM170 228V229H171ZM193 228L196 230V232H195V230H194V232H193V234L191 235V233L192 232H189L190 230H193ZM6 229V228H5ZM84 228L82 227V230H83ZM131 229V228H130ZM134 229V228H133ZM169 229V230H170ZM160 230V229H159ZM185 230V231H184ZM189 230V231H188ZM9 231V232H8ZM15 231V232H14ZM25 231V230H24ZM129 231V230H128ZM136 231V230H135ZM165 231H168V229L167 230H165ZM169 232V231H168ZM171 232V231H170ZM169 232V233H170ZM174 232V230H172V234L174 235L175 233H173ZM176 233H178V235L180 236L181 234H179V232H177V231H175ZM129 233V232H128ZM135 233V232H134ZM169 233H167L168 235H170ZM4 234H5V236H4ZM130 234V233H129ZM166 234V233H165ZM166 234V235H167ZM133 235V234H132ZM138 235V234H137ZM165 235V236H166ZM173 235H170L171 237H173ZM177 234H175V236H176ZM187 235V236H186ZM194 235V236H195ZM249 237H248V236ZM261 235H264V232H263V234L261 233ZM15 236V235H14ZM17 236V235H16ZM65 236V235H64ZM130 236V235H129ZM164 236V237H165ZM169 236V237H170ZM174 236V237H175ZM179 236H177V237H179ZM8 237V238H7ZM26 237V236H25ZM25 237H24V239H25ZM136 237V236H135ZM140 237H141V235H140ZM174 237H173V239H174ZM176 237V238H177ZM181 237H179V238H181ZM249 239H248V238ZM262 237H264V236H262ZM9 239V240H7V239ZM14 238H16V237H13V239ZM70 238V237H69ZM166 238V237H165ZM174 239V241H173V239H172V241L171 242H175V240H177V239ZM182 238L179 240V241H181L182 240ZM192 240H195L197 237L195 236V239H194V237L192 238V237H190ZM218 238H221V239H223L222 241L220 240V239H218ZM2 239V240H1ZM29 239V238H28ZM167 239V238H166ZM188 239V238H187ZM198 239V238H197ZM200 239V240H201ZM210 240V241H206V240ZM25 240H27V239H25ZM24 240V241H25ZM249 240H250V246L249 247H247V245H248V243H249ZM14 241V240H13ZM68 241V240H67ZM134 241H135V239H134ZM137 241V240H136ZM169 241V240H168ZM178 241V240H177ZM177 241H176V245H177ZM195 241H197V240H195ZM212 241V242H211ZM214 241V242H213ZM258 241V240H257ZM34 242V241H33ZM163 242H164V240H163ZM190 243V241H189V239H188V241H183V243H182V241H181V243L180 244H182V245H184V243ZM192 242V241H191ZM198 242V241H197ZM211 242V243H210ZM5 243V245L7 246V248H8V250L6 249V247H5V245L3 246V244ZM165 243V242H164ZM193 244H194V242H192ZM192 243H190V244H192ZM213 243H215L216 245H218V246H214V244ZM13 246H12V245ZM68 244V243H67ZM166 244V243H165ZM180 244H178V245H180ZM192 244V247H191V245H189V247H191V248H189V247H187V248H189V249H195V248H193V246H196V245H193ZM252 244V245H251ZM129 245V244H128ZM127 245V246H128ZM177 245V246H178ZM41 246V245H40ZM187 246V244L186 245H184V247H186ZM208 246V245H207ZM1 247V246H0ZM5 249H4V248ZM171 247V246H170ZM179 247V246H178ZM65 248V247H64ZM68 248H70V247H68ZM167 248H169V245H168V247ZM171 248H173V246L171 247ZM176 248V247H175ZM175 248H173L174 250H175ZM180 248H181V246H180ZM183 248V247H182ZM1 249V248H0ZM25 249V250H24ZM50 249V248H49ZM101 249H103L104 250V248H101ZM177 249V248H176ZM179 249V248H178ZM184 249V248H183ZM212 249V248H211ZM217 249V248H216ZM7 250V251H6ZM30 250V251H29ZM169 250H171L170 248H169ZM218 250V249H217ZM233 250H235V253L238 255V257H237V255L235 254V257H234V262H231L232 261V258H231V256L233 255V254H231V251H233ZM29 252V253H25V252ZM100 252H101V250H99ZM3 253V255L4 254H7V253ZM46 252H49V251H46ZM58 252V251H57ZM56 251L54 252H50L51 253V255H50V253H49V256H48V258L51 256V259H49V260H54L53 262H55L56 263V253H57ZM104 252V251H103ZM106 252V251H105ZM173 252V251H172ZM195 252V251H194ZM234 252V251H233ZM52 253H53V255H52ZM54 253H55V259H53V257L52 256H54ZM2 254V253H1ZM13 254L14 253H12V255H11V257L13 256ZM16 254V253H15ZM39 254V253H38ZM48 254V253H47ZM190 254V253H189ZM2 255V256H3ZM18 255V254H17ZM17 255H14L13 256V258L12 259H14V260H16V258H15V256H17ZM32 255H34L33 256V258H32ZM42 255V254H41ZM40 255V256H41ZM166 255V254H165ZM215 255V254H214ZM218 255V256H219ZM9 257V256H8ZM18 257V256H17ZM21 257L19 258L18 257V259H21ZM59 256L57 255V258H58ZM74 257V256H73ZM188 257V256H187ZM215 257H216V255H215ZM26 259H28L27 258V256L25 257ZM217 258V257H216ZM235 258H237V260L235 259ZM17 259V260H18ZM26 259H24L25 261H26ZM28 259V260H29ZM33 259H35L34 261H33ZM37 259V260H36ZM61 259V258H60ZM73 259V258H72ZM220 259L221 258H219V261H220ZM23 260V257H22V259L20 260L22 263L21 264H23L24 262L22 261ZM62 260V259H61ZM68 260H70V259H68ZM67 260V262H69ZM80 260V259H79ZM85 260V259H84ZM188 260V259H187ZM192 260V259H191ZM41 261V260H40ZM63 261V264H67L66 262L64 263V261H66V260H62ZM62 261H61V263H62ZM71 261V260H70ZM257 261V262H256ZM58 262V261H57ZM126 262V261H125ZM129 262V261H128ZM131 262V261H130ZM129 262V263H130ZM255 262V263H254ZM20 263V262H19ZM54 263V264H55ZM190 263V262H189ZM196 263H198V262H196ZM220 263V262H219ZM222 263V259H221V264H223ZM27 264V263H26ZM29 264H31V263H29ZM41 264H43L42 263V261H41ZM60 264V263H59ZM119 264V263H118ZM235 264V263H234Z\"/></svg>",
  "mask_w": 264,
  "mask_h": 264
},
{
  "label": "rangeland",
  "instance_id": "2",
  "mask_svg": "<svg viewBox=\"0 0 264 264\" xmlns=\"http://www.w3.org/2000/svg\"><path fill=\"white\" fill-rule=\"evenodd\" d=\"M1 1V0H0ZM2 1H4V0H2ZM1 1V2H2ZM24 1V2H23ZM26 1V2H25ZM27 1L28 0H7V4H5L4 2V4L3 3H1V5H5V6H0V29L2 30H0V83H3V84H0L1 86H0V95H1V97H0V102H1V104H3L2 105V107H1V105H0V108L1 109H3V111L4 112H6L5 110L7 109V112L6 113H8L9 114V112H8V110L9 109H11V110H9V111H11L13 114H15V115H12V116H16V118H14V119H16V122L19 124V122L21 121V122H23V121H25V123H26V121H27V114H31L30 115V117H32V121H31V119L30 118H28V119H30V121L31 122H33V123H35V122H37L38 123V120L37 119H41L40 121H42V123H40V121H39V123H38V125L39 124H41V126H42V124H43V120L45 119V117H46V119H50V117H52L51 119H53V118H55L53 121L55 122V123H57V121H55V120H58L56 117H57V115H60V112H62L63 110H65V109H68L69 111H71V114L73 115L74 113H77V114H80V112H76V111H79L78 109H80L81 111H83L84 112V110L85 111H87L88 110V108H90V104H92V103H94V101L96 100V102L95 103H97V96H98V94L101 92V91H105V90H107L108 91V93H109V95L111 96V89H112V86H110V85H112V83H111V81H109L108 82V79H106V75L105 74H101V72H99V74H101V75H99L98 73H97V70L95 71V69H96V65L94 64L95 62H96V56H95V49H92L91 51L92 52H89L90 54H88L87 55V53L85 54V58H86V56H87V58H86V60L88 59H90L89 60V62L87 63V65L90 63V61H92L91 59H95L94 60V63H93V61L89 64V65H91L93 68V70L94 71H91V67L90 68H88V69H90V70H88V72H86L85 71V69L86 68H84V67H86V66H84L83 64H85L86 62H82L83 64H81L80 62H78V61H76V60H78V59H74V58H77V57H72L71 56V51H82L81 53H83L84 52V47L85 46H83L82 45V43H83V39L85 40V37H86V39H87V36L91 33V32H89L90 31V29L92 28V27H94V21L96 22V20H98L99 19V17L98 16H101L102 15V11H104L105 10V8H104V3H103V1L102 0H32V2L29 0L28 2H31V3H33V8H31L30 6V8L29 7H25L24 8V5L25 6H28V4L26 5V3H27ZM70 1V2H69ZM85 1V2H84ZM101 1V2H100ZM9 2H10V4H9ZM23 3V4H22ZM72 3H73V5H72ZM7 5V6H6ZM4 7V8H3ZM232 7V6H231ZM230 7V8H231ZM234 7H236L237 8V5L235 6L234 5ZM234 7H232V9H234ZM241 7V6H240ZM75 8V9H74ZM17 9H19V10H17ZM72 9V10H71ZM98 9V10H97ZM232 9H229V10H232ZM238 9V8H237ZM21 10V11H20ZM30 10V11H29ZM229 10H228V12H229ZM25 11V12H24ZM238 11L240 12V10L238 9ZM22 12H24V13H22ZM99 12V13H98ZM233 13V15L232 14H230V13ZM229 14H230V17H227V20L228 19H230V18H233V16H234V11H231ZM238 12V13H239ZM89 13V14H88ZM22 14V15H21ZM228 14V15H229ZM10 15V16H9ZM87 15V19H86V16ZM228 15H226V16H228ZM236 15H237V13H236ZM235 15V19L233 18V20L235 21H229L230 23H232L233 22V25H235L238 21L237 20H239L240 19V17H238L239 15H241L240 13L236 16ZM88 16H90L89 18V23H85V22H87V21H84V19H86V20H88ZM232 16V17H231ZM242 16H244V15H241V17ZM16 17H17V19H16ZM22 17V18H21ZM81 18V19H80ZM101 18V17H100ZM242 18H244V17H242ZM8 19V20H7ZM14 20V21H13ZM81 20H83V21H81ZM225 20V19H224ZM6 21V22H5ZM79 21V22H78ZM91 21H93V22H91ZM81 22V23H80ZM78 23V24H77ZM93 23V24H92ZM230 23L228 24V23H225L224 22V24H227V26L229 25L230 26ZM235 23V24H234ZM253 23H258V22H253ZM75 24V25H74ZM80 24V25H79ZM92 25V26H89V25ZM74 25V26H73ZM77 25V26H76ZM85 25V26H84ZM255 25V24H254ZM258 26H259V24H257ZM257 25H255V26H257ZM9 26V27H8ZM257 26V27H258ZM76 29V27H77V29L75 30L74 28ZM261 28V27H260ZM88 29H89V31H88ZM73 30H75L74 32H73ZM81 30V31H80ZM84 30V31H83ZM258 31L260 32V31H262V28H261V30L258 28ZM77 32V33H76ZM86 32V33H85ZM86 34V35H85ZM81 37H80V36ZM147 35V34H146ZM144 36V38L142 37V39L140 38V39H136V41H135V39H134V41L135 42H137V45H136V43L134 44V42L132 43V42H130V41H133L132 39L134 38L133 36H131V37H128L129 38V42L132 44L131 46H133V44L134 45H136V47H134L135 48V50L138 52V53H140V58L142 57V56H144V58L145 59H148V58H150V56L149 55H151L153 52H151V51H153V50H149L150 48H152V47H154L155 49V51H154V53L151 55L152 56V58L153 57H155V52L157 51V49H159L158 48V44H160L158 41H159V39H157V38H150L151 36L149 35V36ZM83 37V38H82ZM127 37H126V39H128ZM79 40V41H78ZM125 40V39H124ZM141 40V41H140ZM158 40V41H157ZM82 41V42H81ZM128 41V40H127ZM125 42H126V40H125ZM129 42H127V43H129ZM144 42V43H143ZM155 42V43H154ZM73 43V44H72ZM122 43H124V41L122 42ZM127 43L125 44V45H123V46H125L124 48H126L127 49V46L129 45H127ZM139 44V45H138ZM150 45L149 46V48L147 47L148 45ZM70 45V46H69ZM81 45V46H80ZM127 45V46H126ZM144 45V47L146 48V50H145V48H143L142 46ZM145 45H147V46H145ZM68 46V47H67ZM74 48H73V47ZM123 46H122V48H123ZM131 46H128L129 47V49H130V52L128 51L129 49H127V52L128 53H135L136 51L134 50V49H131V48H133V47H131ZM139 46V47H138ZM165 47H166V49H168V46H166V45H164ZM65 47H67V48H65ZM76 47V48H75ZM138 47V48H137ZM264 47V46H263ZM79 48H80V50H79ZM124 48H123V50H124ZM142 48V49H141ZM75 49V50H74ZM139 49V50H138ZM172 49V48H171ZM171 49H168L167 51H169V50H171ZM264 49V48H263ZM132 50H134L135 52H133ZM144 50H145V52H144ZM147 50H149V51H147ZM70 51V52H69ZM126 51V50H125ZM263 52H264V50H262ZM93 52H94V54H93ZM136 52V53H137ZM146 52H149V54L148 53H146ZM250 52H252L253 53V51H250ZM249 52V53H250ZM262 52V53H263ZM69 53V54H68ZM143 53V54H142ZM151 53V54H150ZM261 53V51L260 52H258L257 53V55H256V52L255 53H253V54H250V57L248 58L247 57V59H249L248 61L251 63V62H257L258 61V59H260L261 58V56L264 54H260ZM84 54V53H83ZM141 54H142V56H141ZM67 55V56H66ZM71 56V57H69V56ZM135 55V54H134ZM249 55V54H248ZM252 55L253 56H255V58L257 59H255L254 57V59H255V61H251L252 60ZM94 56V57H93ZM136 56V55H135ZM134 56V57H135ZM258 56H260V58H258ZM93 57V58H92ZM147 57V58H146ZM138 58H139V55H138ZM143 58V59H144ZM251 58V59H250ZM135 59V58H134ZM143 59H138L139 61L138 62H141V64L144 62V61H146L145 59H144V61H143ZM263 59H264V56H263ZM262 58H261V60L260 61H262L263 60ZM67 60V61H66ZM69 60V61H68ZM85 60V61H86ZM148 61V60H147ZM260 61H258V63H259V65L258 66H260V65H262L263 66V64H260V63H263L264 62V60L262 61V62H260ZM68 62H69V64H68ZM76 62V64L74 65V63ZM131 62H133V61H131ZM130 62V63H131ZM137 61H136V63H138ZM67 64H68V66H67ZM77 64L80 66H82L84 69H82V70H84L85 72L83 73V72H80L81 71V69H80V67L79 66H77ZM93 64V65H92ZM134 64H135V61H134ZM133 63L131 64V70H133L132 72H133V74L135 73V71L136 70H134V69H137L136 68V66H137V64L136 65H134ZM140 64V63H139ZM71 66V67H70ZM133 66H135L133 69H132V67ZM143 66V65H142ZM141 65H140V67H142ZM69 67V68H68ZM138 67V66H137ZM140 67H138L139 69H143V73L139 70V69H137V71H136V73L138 74H134V76L135 75H137L138 76V80L140 81V79L139 78H141V76L143 77V75H141V74H144L145 72H144V68L145 67H143V68H140ZM77 69V70H76ZM138 70L140 71V72H138ZM164 71V70H163ZM74 72V73H73ZM82 74V77L80 76L81 74ZM95 73H97V75H95ZM141 73V74H140ZM154 73L155 74H153L154 76L156 75V73L157 72H155L154 71ZM163 73H165V71L163 72ZM81 77H79L78 75ZM166 74V75H165ZM165 74H162V76H161V78H159V79H155L153 82H151V83H149V88H150V90L152 91L151 92V98L149 99V107H152V110L150 111V113H149V115H150V117H151V120L149 121V124H148V126H150V127H148L147 125L145 126V125H143L142 126V128H141V134L139 135V139H138V137H136V136H134V131L130 128V126H131V124H128V123H132V121L134 120V117H135V114L133 115V107H132V103H134V102H132V101H130V100H132V99H129L128 100V97L127 96H124L123 94H122V96H119V97H117V99H113L112 100V102H113V106H111L112 105V103H111V101L108 103V106H106L105 107V109H103L102 108V113H101V117H102V119L100 118V120L102 121V124H104V122H105V124L103 125V126H98V127H101V129L100 128H96L95 129V127H93L95 130H91V129H93V128H91L90 127V129L88 128L89 127V123H87V122H83L84 123V125L83 126H81L80 124H83V123H81L80 122V120H82L84 117L83 116H85L84 114L86 113L87 114V112H90L91 110H88L87 112H82L81 113V116H80V120H79V118L78 119H75V118H73V119H75V121L77 120L78 121V123H80L79 125H78V123L77 122H75L76 123V125H75V123H73V121L74 120H72V123L74 124H72V123H70V122H68V124H71L72 126L70 127V128H68V129H66V130H68V131H70V132H68V133H70L69 135L70 136H72V139H73V141L74 142H72V144H73V146H72V144L70 143L72 140H68V141H64V142H68V144H63V142L62 141H58V142H53L52 144L51 143H44V145H46V146H39L37 143L35 144L34 143V145L35 146H39V148L40 147H42V148H40L39 150L38 149H36L37 147H35L34 146V148H33V150L35 151V154L36 153H38V151L39 152H41V154H42V152L44 151V150H42V149H44V148H46V150H45V152H47V150H49L48 151V153L46 154V153H43L42 154V156L45 154L47 157H45L44 159L42 158V156H41V158L39 157V155H38V157L40 158H33V160H31V161H33L32 162V164H34V161H35V166L34 165H32L31 163L30 164H27L28 163V161H30L29 159H27L26 160V158H28V156H29V158L30 157H32V156H30V154L32 153L30 150H26V152L27 153H29L28 151H30L31 153H29V154H27L25 151V153H26V158L24 157L25 156V153L23 152V151H20V150H16V152L18 151V153H17V155H16V152H14V149H13V146L11 145V144H9L10 146V148L8 147V144H6V143H4L6 140H5V138L3 139L2 138V135H3V133H5V132H3L2 130L0 131V133L1 132H3V133H1V138L3 139V140H5V141H3L1 138V142H2V144H1V142H0V213H2L1 215H0V218H1V216L3 215V217H6V219L7 220H5V218H4V221H3V217L0 219V221H3V223H5L6 224V221L7 222H11L10 224L12 225V226H14V228L15 227H17V225L19 226V228L23 231H21L20 229L18 230V231H21L22 233H20V235H22V241H23V243L24 242H26L24 245H25V247L24 248H29L31 245H35V243H39V244H36L35 245V248H33L34 250L33 251H30V250H32V248L31 247H33V246H31L30 247V252H33V253H31V254H36L35 256L34 255H32V258H33V256L35 257V258H40V259H36L37 260V262L39 261L40 263H38V264H41V261H42V263L43 264H54L55 262H53L54 260H49V259H51V256L48 258V256H49V253L50 252H57L56 254L59 256L58 258H57V255H56V263L55 264H63V259L64 260H66V261H64V263L66 262L67 264H221V259H222V263H223V256L221 257V255H219L220 253L219 252H215V250L216 251H219V247H209V246H211L212 245V241L210 242L211 243V245H209V243L207 244V242L204 244V242L205 241H202V239H203V237H202V239H201V237H200V239H199V236H197V235H195V234H193V232H194V228H193V230H188L189 232H192L191 233V235L192 236H190V234H189V236H187L186 237V240L185 239H183V238H185V236H184V234H188L187 232H185V233H182L183 232V230H180V231H182L181 233H180V231H179V229H176V228H171V227H169V225H168V227L169 228H167V226H166V228H162L163 227V224H164V220H162L161 218H159V216H160V214H158V212H160L159 211V209H158V212H157V210H156V208L154 207V209L152 208V206H154L155 205V203H154V205H153V203L150 201H148V200H146V197H148V196H146V193L148 194V192H145V195H144V193H142L143 191H141V193H142V195H141V193L139 194V192H135V193H133L134 191H135V188H133V187H131V186H133V183H135L134 182V179L135 180H138L139 181V179H141V178H138L137 177V173H135V170H134V172H132L131 170H133V169H136V171L138 170L139 171V169H140V171L139 172H141L140 173V175L142 174L143 175V177L144 178H154L155 179V181H156V179L158 180V182H160L162 185H163V183L162 182H165V184H167L168 183V185L170 186L174 181H175V183L178 181L179 182V184L181 183V179H183L182 180V183L183 182H185L186 183V185L184 186V189H185V187H186V189H189V188H187V187H190V186H192L189 190H188V194H191L192 193V188H193V185H194V188H196L195 186V183L199 186V184L201 185V187L202 188H204V185H206L207 184V181H206V178H208V177H210L211 176V173L209 172V167L207 166L208 164L210 165V160L206 163V159H208V157L207 156H209V154L208 153H205V152H203V151H205V148L208 146L207 145V140L209 139V138H211V140L214 142L215 140H216V137H217V139L218 140H216L215 141V145L218 143L219 145H220V142H217V141H222V140H224L225 138H224V135H221V136H218L219 135V133L221 132L222 133V131H223V129L220 131V125H224L225 124V122L224 123H222V122H220L219 120H221L222 121V118L221 117H223V118H225V117H227V118H230V117H232L231 116V113H233L232 112V110H231V113H229L230 111H228V110H230V108L227 110H225V108L227 107H225L224 108V106L222 105V103H221V105L220 106H222V107H220V108H222V110L220 111V108L217 110V111H219V113L220 112H223L224 110L226 111V113L227 114H230V115H227V114H225L224 113V115H222L221 117H220V115H218V117H219V119H218V122H220V124H219V126H217L218 128H216V132H219V133H217L218 135H216V133H214V134H211V136L212 135H216V137L214 138L213 136V138L212 137H208V136H206V138H205V135H203V134H201V135H203V137L205 138V139H207V140H204L202 137H200V131H199V133H197V132H195V130L197 131V129H195V128H193L194 127V120H193V118H194V116H193V113L195 112V110H194V108H192V107H194V106H192L191 107V103H190V100L189 99H187L180 91H178L177 89H174V88H176V86L175 87H172V82H171V84H170V80L172 81V79L170 78V76H168V74H167V72L165 73ZM170 74V73H169ZM86 77H85V76ZM102 75H105V77H103ZM149 75V74H148ZM151 76V77H154V76ZM76 76H78V77H76ZM83 76L85 77V78H83ZM98 76H99V78H98ZM137 76H136V80H137ZM166 76V77H165ZM88 77V78H87ZM108 77V76H107ZM85 79V80H83V79ZM98 78V79H97ZM101 78V79H100ZM103 78V79H102ZM105 78V79H104ZM78 79V80H77ZM142 80H143V78H141ZM105 80H107V81H105ZM142 80H141V82H142ZM159 80H160V82H159ZM4 81V82H3ZM82 81V82H81ZM139 81H138V83H139ZM157 81V82H156ZM32 82V83H31ZM35 82V83H34ZM104 82H106V83H104ZM102 83V84H101ZM109 83V84H108ZM111 83V84H110ZM80 84V85H79ZM169 84L171 85V86H169ZM35 85V86H34ZM107 86V87H106ZM151 86V87H150ZM167 86V87H166ZM9 87V88H8ZM79 87V88H78ZM156 87V88H155ZM166 87V88H165ZM5 88V89H4ZM110 88V90H108V89ZM134 88V87H133ZM132 88V89H133ZM163 88V89H162ZM169 88H171V89H169ZM166 89H167V91H166ZM27 90V91H26ZM1 91H2V93H1ZM11 91V92H10ZM23 91V92H22ZM26 91V92H25ZM103 91V92H104ZM107 91L104 93L105 95H107V96H109L108 95V93H107ZM14 92H15V94L16 95H14ZM166 92V93H165ZM176 92H179V93H176ZM65 93V94H64ZM107 93V94H106ZM180 93L182 94V95H180ZM4 94V95H3ZM6 94V95H5ZM22 94V95H21ZM93 94V95H92ZM8 95V96H7ZM63 95H65V96H63ZM80 95V96H79ZM83 95V96H82ZM89 95V96H88ZM2 96H5V97H2ZM21 96V97H20ZM56 96L58 97V98H56ZM61 96H62V99H63V102H61ZM71 96V97H70ZM74 96V97H73ZM94 96V97H93ZM160 96V97H159ZM9 97V98H8ZM18 97V98H17ZM124 97V98H123ZM126 97V98H125ZM181 97H184L183 99V101L184 102H186V103H183L182 104V101L180 102V99L182 100V98ZM21 100H20V99ZM68 99V100H70V101H68V102H72L73 101V104H75V103H77V102H79L78 103V105L77 106H79L78 108H77V106H75V109L72 111V110H70V108H73L74 107V105H72L71 103L69 104V103H67L66 101H65V99ZM71 98V99H70ZM75 98V99H74ZM89 98V99H88ZM93 98L95 99L94 101H92L93 100ZM108 98H110V97H107V99ZM119 98V99H118ZM166 98V99H165ZM8 99V100H7ZM19 99V100H18ZM25 99V100H24ZM60 101H59V100ZM74 99V100H73ZM85 99H86V101H85ZM88 99V100H87ZM122 99V100H121ZM72 100V101H71ZM155 100V101H154ZM157 100H158V102H157ZM161 100V101H160ZM162 100H164V101H162ZM188 100V101H187ZM28 101V102H27ZM91 101H92V103H91ZM122 101H124V102H122ZM125 101H127V102H125ZM141 101V100H140ZM140 101H138L137 102V104L140 102ZM210 101V103L209 104H213V102L211 101V100H208V102ZM58 102V103H57ZM68 104V105H71V106H73V107H71V106H68V108H66V107H64V109H63V105L64 106H67L66 105V103ZM88 102V103H87ZM90 102V103H89ZM131 102V103H130ZM151 102V103H150ZM161 102V103H160ZM190 104H189V103ZM196 102H197V100H196ZM198 102H199V99H198ZM198 102H197V104H198ZM6 103H8V104H10V106H8V104H6ZM111 103V104H110ZM156 103H157V105H156ZM179 103V104H178ZM187 103H188V105H190L189 106V108H190V110H189V108L186 110V109H184V108H187L188 107V105H187ZM200 103V102H199ZM20 104V105H19ZM61 104V105H60ZM98 104V103H97ZM97 104H95V105H93V106H91L92 108H95L94 106H96ZM140 104H142V102L140 103ZM151 104V105H150ZM155 104V105H154ZM159 104H160V107H159ZM168 104V105H167ZM175 104V105H174ZM185 104V105H184ZM220 104V103H219ZM5 105V106H4ZM17 105H18V107H17ZM28 105V106H27ZM56 105V106H55ZM128 105V106H127ZM182 105H184L183 106V108H182ZM201 105V104H200ZM83 106V107H82ZM87 106V107H86ZM165 106V107H164ZM170 106V107H169ZM7 107V108H6ZM57 107V108H56ZM111 107H113V108H111ZM158 107V108H157ZM198 107H200L199 106V104H198ZM4 108H6V109H4ZM21 108V109H20ZM28 108V109H27ZM82 108V109H81ZM84 108V109H83ZM107 108V109H106ZM111 108V109H110ZM128 108V109H127ZM154 108V109H153ZM166 110H165V109ZM169 108V109H168ZM178 108V109H177ZM228 108V107H227ZM60 109V110H59ZM161 109V110H160ZM186 111V113L188 112H191L192 110H194V111H192V113L191 114H189V115H191L192 116V118L189 116L188 117V113L187 114H185L184 113V110ZM30 110V111H29ZM46 110V111H45ZM123 110H125V111H123ZM189 110V111H188ZM20 111V112H19ZM27 111V112H26ZM29 111V112H28ZM68 111V112H69ZM127 111V112H126ZM164 111V112H163ZM174 111V112H173ZM224 111V112H225ZM42 112H45L46 114H49V116L48 115H46L45 116V114L44 113H42ZM56 112V113H55ZM59 112V113H58ZM65 112H67V110H65L64 111V114L66 115V113ZM72 112H74V113H72ZM104 112V113H103ZM181 112V113H180ZM19 114L20 113V116H21V119H22V117H23V121L22 120H19L20 119V117L19 116H17L16 114ZM24 113V114H23ZM37 113V114H36ZM70 113V112H69ZM68 113V115L70 116V114ZM126 113V114H125ZM153 113H155V114H153ZM178 113V114H177ZM33 114V115H32ZM44 114V115H43ZM61 114H63V113H61ZM89 114H91V113H89ZM87 115V116H92V115H94L95 114V112H92V115ZM102 114H104V115H102ZM130 114V115H129ZM163 114V115H162ZM194 114H196V113H194ZM10 115V114H9ZM23 115V116H22ZM40 115V116H39ZM53 115H54V117H53ZM68 115H66L67 117H68ZM71 115V116H72ZM83 115V116H82ZM107 116V118L109 119H107L106 118V116ZM122 117H120V116ZM132 115V116H131ZM187 117H186V116ZM226 115V116H225ZM34 116V117H33ZM39 116V117H38ZM42 116H45L44 118H42ZM63 116V115H62ZM66 116H63V118L62 119H65L64 117H66ZM70 116V117H71ZM74 116V115H73ZM185 116V117H184ZM18 117V118H17ZM25 117V118H24ZM29 117V116H28ZM58 117H60V116H58ZM66 117V118H67ZM75 117H76V114H75ZM83 117V118H82ZM111 119H110V118ZM118 117L120 118V119H118ZM130 117V118H129ZM154 117V118H153ZM158 117V118H157ZM160 117V118H159ZM10 118H11V115H10ZM33 118H34V121L35 120H37V121H33ZM37 118V119H36ZM61 118L59 119V120H61ZM77 118V117H76ZM85 118H87V117H85ZM127 118V119H126ZM167 118V119H166ZM177 118H179V120L177 119ZM191 120H190V119ZM227 118L225 119V120H227ZM26 119V120H25ZM51 119L49 120L50 121V123H51ZM124 119V120H123ZM128 119H130L129 120V122L127 121ZM133 119V120H132ZM153 119H155V120H153ZM163 119V120H162ZM165 119V120H164ZM96 120H99V119H96ZM120 120H122V121H120ZM161 120V121H160ZM242 120H243V118H242ZM241 120V121H242ZM29 121V120H28ZM45 121H47V120H45ZM45 121H44V125L43 126H45L46 125V123H45ZM104 121V122H103ZM112 121V122H111ZM119 121V122H118ZM223 121H224V119H223ZM59 122V121H58ZM111 122V123H110ZM115 122V123H114ZM152 122V123H151ZM185 122V123H184ZM217 122V123H218ZM25 123H23V124H25ZM33 123H26L25 125H20V126H23L24 128L25 127H28V129H29V124L31 125H34ZM37 123H35L36 125H37ZM47 123H48V121H47ZM50 123H48V124H50ZM53 123V122H52ZM51 123V124H52ZM114 123V124H113ZM156 123H157V125H156ZM161 123H163V124H161ZM258 122L256 121H253V125H255V127L254 128H256V129H258L257 127H259V125H256ZM21 124V123H20ZM48 124H47V126H48ZM50 124V125H51ZM67 124V127H69L70 125H68ZM86 124H89V125H86ZM101 124V125H102ZM159 124V125H158ZM242 124H244V121H243V123ZM163 125V126H162ZM216 125H218V124H216ZM216 125H214L215 127H216ZM19 126V125H18ZM17 126V127H18ZM35 126V125H34ZM40 126V125H39ZM84 126H86V128L84 127ZM112 126V127H111ZM191 126H192V128H191ZM257 126V127H256ZM76 129H75V128ZM103 127V128H102ZM105 127V128H104ZM114 127V128H113ZM120 127V128H119ZM125 127V128H124ZM146 127V128H145ZM148 127V128H147ZM153 127V129H150V128H152ZM162 127V128H161ZM222 127V126H221ZM243 127V126H242ZM20 129L22 128V127H19ZM24 128H22V132H24V131H26V128H25V130L23 131V129ZM30 128L31 129H33L34 127L32 126H30ZM72 128V129H71ZM80 128V129H79ZM108 128V129H107ZM129 128V129H128ZM161 128V129H160ZM186 128V129H185ZM254 128L252 127L250 130L252 131V129L254 130ZM65 129V128H64ZM74 129V130H73ZM85 129V130H84ZM107 129V130H106ZM122 129H124V130H122ZM131 129V130H130ZM148 129L150 130L149 132H148ZM166 129H169V130H166ZM194 130V132L195 133H193V130ZM214 129L215 128H213L212 130H213V132H214ZM259 129H261L260 127H259ZM258 129V131L256 132V130H254L253 131V133L252 132H250L249 131V133H247L246 134V137H248L249 136V140H248V142H247V140H245L246 142H247V144L250 146V144H249V142L251 143V141H250V139H254V140H252L253 142H252V145L249 147V148H254V149H251V151L253 150H255V149H257V151H258V155H256V153H257V151H256V153H255V155L257 156V157H259L260 159L262 158V160L261 161H259V158H258V164H260L261 162H263L264 163V158H263V156H264V140L262 139V136L264 137V135L262 134L261 135V133H263V131L261 132L260 130ZM66 130L64 131V132H62V133H64V135L65 134H68L67 132H66ZM72 130V131H71ZM101 130V131H100ZM144 130V131H143ZM147 130V131H146ZM212 130H211V132H212ZM217 130H219V131H217ZM11 131H13V130H11ZM11 131H7L6 133H7V135H9V132H10V134H11ZM29 131V130H28ZM62 131V130H61ZM86 131V132H85ZM98 131V132H97ZM110 131V132H109ZM119 131V132H118ZM122 131H125V132H122ZM151 131H152V133H151ZM155 131H157V132H155ZM176 131V132H175ZM66 132V133H65ZM79 132V133H78ZM95 132V133H94ZM101 132V133H100ZM122 132V133H121ZM127 132V133H126ZM146 134H145V133ZM158 132H159V134H158ZM160 132H161V134H160ZM165 134H164V133ZM167 132H169V133H167ZM174 132V133H173ZM13 133V132H12ZM89 133V134H88ZM105 133V134H104ZM118 133V134H117ZM156 133V134H155ZM251 133H252V135H253V137L251 138ZM73 134V135H72ZM74 134H76L75 136H74ZM94 134L96 135V136H94ZM109 134H111V135H109ZM114 134V135H113ZM133 134V135H132ZM148 134H149V136H148ZM153 134H155V135H153ZM197 134H199V136H198V138L197 139H199V142H197L195 139V137H196V135ZM223 134V133H222ZM249 134V135H248ZM257 134H260L261 136V138L257 135ZM6 135V136H7ZM82 135V136H81ZM92 135H93V137H92ZM107 135V136H106ZM116 135V136H115ZM119 135H120V138H118L119 137ZM159 135V136H158ZM165 135V136H164ZM195 135V136H194ZM207 135V134H206ZM5 136V137H6ZM70 136H69V138H70ZM87 136H90V137H88V139H86L85 140V137L87 138ZM114 136V137H113ZM142 136V137H141ZM144 136H145V138H144ZM210 136V135H209ZM75 137H77L78 139H82L81 141L80 140H78V139H75ZM84 137V138H83ZM95 137V138H94ZM162 137H164V138H162ZM170 137V138H169ZM221 137V138H223V139H219V138ZM226 137V136H225ZM244 136H241L240 138H243ZM257 137V138H256ZM90 138V139H89ZM97 138V139H96ZM108 138V139H107ZM110 138V139H109ZM111 138H113V139H111ZM126 138V139H125ZM158 138H159V140H158ZM173 138V139H172ZM193 138V139H192ZM201 138H202V140H204L203 142L205 143V145H203V143H202V141H201ZM226 138H228L227 140H229V138H232V137H226ZM93 139V140H92ZM99 139H101V141H103L102 139H105L106 140V142H105V140L103 141V142H105L106 144H107V146H109V149H111V150H109L108 148H104L105 150H104V152L106 151V152H108L107 154H109V155H107L106 153H105V156H102V153L104 154V152H103V149H102V147H103V145H102V147H99V149L102 151V153H100V152H98V151H96V154L98 155H100L101 154V156H102V158L104 159H102L101 158V160H99L98 159V164H95V163H97V160H95V158L97 157L98 158V156L96 155L95 156V153H92V152H94L92 149H90V146H91V144L90 143H88L89 141L91 142H93V141H97V140H99ZM120 139V140H119ZM122 139V140H121ZM135 139H137V141L135 140ZM140 139H142V140H140ZM144 139V140H143ZM147 139V140H146ZM215 139V140H214ZM243 139H246L245 137L243 138ZM119 140V141H118ZM140 140V141H139ZM146 140V141H145ZM161 140V141H160ZM164 140V141H163ZM167 140V141H166ZM191 140H194V141H191ZM210 140V139H209ZM208 140V141H209ZM211 140L209 141V143L211 142ZM226 140V139H225ZM226 140V141H227ZM231 140V139H230ZM261 140V141H260ZM87 141V142H86ZM111 141H112V144H111ZM123 141V142H122ZM134 141V142H133ZM201 141V142H200ZM225 141V142H226ZM244 141V140H243ZM258 141H259V143H258ZM61 142V143H60ZM79 142V143H78ZM86 142V143H85ZM91 142V143H92ZM110 142V143H109ZM152 142V143H151ZM166 142H167V144H166ZM194 142V143H193ZM217 142V143H216ZM223 142V141H222ZM225 142H223V143H225ZM255 142V143H254ZM114 143V144H113ZM117 143V144H116ZM122 143V144H121ZM147 143V144H146ZM157 143V144H156ZM159 143V144H158ZM162 143V144H161ZM197 143H202V144H198V145H200V146H197ZM245 143V142H244ZM3 144H4V146H3ZM63 144V146L61 147V145ZM71 144V145H70ZM96 144H97V142H96ZM121 144V145H120ZM126 144V145H125ZM128 144V145H127ZM135 146H134V145ZM142 144H143V146H142ZM152 146H151V145ZM156 144V145H155ZM171 144V145H170ZM191 144V145H190ZM211 144H213L212 142L209 144V146L208 147H213ZM222 144V143H221ZM246 144V143H245ZM6 145H7V147H6ZM42 145V144H41ZM59 145V146H58ZM66 145V146H65ZM67 145H68V147H67ZM70 145V146H69ZM80 145H82L81 147H80ZM95 144H93V146H94ZM112 145V146H111ZM113 145H116V147L117 148H115V146H113ZM147 145V146H146ZM193 145V146H192ZM201 145H203V146H201ZM214 145V144H213ZM257 145H261L260 147L259 146H257ZM55 146V147H54ZM92 146V148L95 150V148ZM95 146H99V145H95ZM101 146V145H100ZM104 146H106V145H104ZM134 146V147H133ZM137 146V147H136ZM142 146V147H141ZM150 146V147H149ZM156 146V147H155ZM145 147V148H144ZM196 147V148H195ZM200 147V148H199ZM203 147V149L204 150H201V148ZM210 147V149H212ZM256 147V148H255ZM51 150H50V149ZM57 150H56V149ZM60 150H64V152L63 151H60ZM63 148V149H62ZM65 148V149H64ZM69 148V149H68ZM84 149L82 152L84 153L83 155H86L85 154V152L87 153V155H88V153L91 155V153H92V156H95L94 157V160L96 161L95 163H92V161H93V159H90V160H92V161H90L88 158H87V161H90L91 163H92V165L93 164H95L96 165V167H97V169H95V170H97L100 174H98L97 173V176H95V177H98V175H100L99 177H101V174L105 171V169H106V172H107V170L109 169L110 170V167L109 168H105L104 166H103V164L104 163H108L109 161H110V163H112L113 161H112V158H113V155H114V153H115V155H114V157L116 156H118L117 157V159H116V157H115V159L119 162V161H122V160H124V164L125 165H127L128 167H132L133 169H126L127 171L129 170V172L127 173V171L126 170H124V172L126 171V173L127 174H130V172L131 173H133V174H136V175H134V177H131V181H132V179H133V183H131V181H130V184H132L131 186H126L125 188H128V189H130V187H131V189L133 190L132 191V194H135V196H134V198H136L137 200L138 199H140V200H142V201H144L145 200V202L144 203H146V202H149V203H147L148 205L150 204V206H148L147 204H143V206H142V202H141V204L139 203V201H138V203H137V200H134V201H136V204H140V205H138L139 206V209H138V211H140V213L144 210H142V209H140V208H145V210L146 211H143L141 214H143V213H147V214H144L143 216H145L146 215V218L145 217H143L144 219H146L147 221H142L143 219L141 218V215H140V213L137 211V210H135V209H137L138 208V206H136L135 205V209L133 210V212L135 213V211H136V213H135V215L131 212H128V209H129V207L132 205H130L128 202H126L127 204H128V206H126V205H124L123 207H120V208H123L124 209V207L126 206V212H128V213H130L129 215H127L128 213H126L125 211H123L122 209V211L124 212V213H126V217L127 218H125L124 216H122L123 215V212H121L120 211V213H122L120 216H119V211H118V213H113V214H111L110 213V215L108 216V213H109V211H113V210H115V209H111L112 208V206H108V208H107V205H106V208L108 209H105V205H104V208H103V205L101 204V201L99 202L100 204H98V205H102V209H100L101 207L100 206H97V204H95L96 206H95V208H97L98 207V209L99 210H107V212L105 213L104 212V215L105 216H103L102 215V213L101 212H103V211H99L98 209H97V211H95V212H97V214H96V216L97 215H99V214H101L103 217H101L100 218V216L101 215H99V216H97V218H96V216H95V214L94 213H92L93 212V210H94V203H95V201H94V199L92 200V201H94V203L91 201V199L90 198H88V199H86V200H90L93 204H91L90 206L91 207H93L91 210H92V212L90 213L89 211H88V213H87V211H86V209H85V211H86V213L84 214V215H86L83 219H79V216L77 217V216H75L76 215V211H75V207H73L74 205L77 207V205L78 204H76L77 203V201L78 200H76L75 201V199L77 198V199H79V196H76L75 197V195H76V191L75 190H73V189H71V192L72 193H70V188H72V184H70V183H72V182H70L69 180L67 181V179H68V177H66V179H64V175H66V174H63V173H65V171H63L62 169L63 168H65L66 167V165L69 163V161L68 160H64V163L62 162V158L64 157V155H70V157H71V159L73 158L71 155H73V153H71L72 151L71 150H73V151H75V154H77L76 152H78L77 151V149ZM149 148V149H148ZM193 148V149H192ZM6 149L11 153V156H10V154H9V152H7L6 151ZM11 151H10V150ZM38 150V151H36V150ZM67 149V150H66ZM97 150H99L98 149V147L96 148ZM107 149L109 150V151H107ZM119 149V150H118ZM121 149H123V150H121ZM152 149H153V151H152ZM189 149V150H188ZM196 150V152H195V150ZM199 149V150H198ZM207 149H209V148H207ZM32 150V149H31ZM81 150H79L80 152H78V157L79 156H81L82 155V152H81ZM91 150H92V152H91ZM116 150V151H115ZM188 150V151H187ZM194 150V151H193ZM198 150V151H197ZM12 151H13V154H12ZM20 151V152H19ZM66 151L68 152V153H66ZM85 151V152H84ZM118 151H120V152H118ZM129 151V152H128ZM152 151V152H151ZM7 152V153H6ZM58 152V153H57ZM98 152V153H97ZM121 152H123V154L121 153ZM189 152V153H188ZM207 152V151H206ZM208 152H209V150H208ZM20 153V154H19ZM23 153V157L25 158V160L22 158V154ZM57 155H56V154ZM151 153V154H150ZM195 153H197V154H195ZM259 153H261L260 155H259ZM9 154V155H8ZM32 154H34V152L32 153ZM34 154V155H35ZM63 154V155H62ZM74 154V155H75ZM81 154V155H80ZM113 154V155H112ZM189 154H191L190 156H188ZM192 154H194V155H192ZM200 154V155H199ZM208 154V155H207ZM263 154V155H262ZM50 155H51V157H50ZM52 155H55L56 157H58V158H56L55 156L53 157ZM73 155V156H74ZM77 155H75L76 157H74V158H76L77 159ZM82 155V156H83ZM184 155H185V158H184ZM200 156V157H198V156ZM205 155V156H204ZM262 155V156H261ZM8 156V157H7ZM92 156H85V157H92ZM100 156V157H101ZM107 156V157H106ZM20 157H21V159L22 160H24V161H22L21 159H20ZM52 159V160H54V163H55V161L57 162V160H58V162L57 163H55V165H54V163L52 162V160L50 159V158ZM61 157V158H60ZM66 157V156H65ZM70 157H66V158H69V160H71L70 159ZM84 157V156H83ZM107 158V160H108V162H106L107 160H106V158ZM119 157H121V158H119ZM189 157V158H188ZM190 157H195V158H190ZM202 157V158H201ZM210 158H211V154H210V156H209ZM18 158V159H17ZM49 160H48V159ZM81 158V157H80ZM188 158V159H187ZM200 159V161H199V159ZM31 159V158H30ZM47 161H49V163L47 162H45L46 160ZM59 159H62L61 161L59 160ZM81 159H85V158H81ZM114 159V158H113ZM114 159V160H115ZM119 159V160H118ZM120 159H122V160H120ZM187 159V160H186ZM198 159V160H197ZM38 160H42V161H40L41 163L43 162L44 164H46V165H50V167H48V168H43V167H41V165H40V163H39V161ZM73 160V159H72ZM86 160V159H85ZM102 160H103V163H102ZM106 160V161H105ZM115 160V161H116ZM183 160V161H182ZM186 160V161H185ZM195 160V161H194ZM205 160V161H204ZM18 161V163L21 161V162H24V168L26 167V169H23V165L21 164V163H17L16 164V162ZM60 161V162H59ZM101 161V162H100ZM112 161V162H111ZM114 162V164H113V166L117 163L118 164V162ZM27 162V163H26ZM36 162H38L37 164L39 165H37L36 164ZM66 162H67V164H66ZM123 162V161H122ZM182 162H183V164H182ZM190 162H191V164H190ZM43 163H42V165H43ZM58 163H60V164H58ZM61 163H63V165L65 166V167H62L61 168ZM87 162H85V164H86ZM91 163H89V165H91ZM109 163V164H110ZM126 163H128V164H126ZM130 163V164H129ZM263 163H261L262 165H264ZM26 164V165H25ZM53 164V165H52ZM66 164V165H65ZM100 164V165H99ZM109 164H106V165H108L109 166ZM119 164L121 165L120 167H119ZM119 164H118V166L117 165H115L114 167L116 168V166L118 167V168H124V165H122V163L121 162H119ZM20 165V166H19ZM38 167H37V166ZM86 165H88V164H86ZM92 165L90 166V167H92ZM94 165V166H95ZM111 165V164H110ZM261 165V166H262ZM44 167H46L45 165H43ZM53 168H52V167ZM56 166V167H55ZM59 168H58V167ZM93 166V167H94ZM108 166H106V167H108ZM126 166V167H127ZM11 167V168H10ZM21 167V168H20ZM33 167L35 168L34 170H33ZM55 167V168H54ZM104 167V168H103ZM189 167V168H188ZM210 167H211V165H210ZM32 168V169H31ZM38 168V169H37ZM42 168V169H41ZM56 168H58V169H56ZM60 168H61V170H60ZM102 168L104 169V171L102 170ZM261 168H263L264 169V167H261ZM28 169H30V170H28ZM51 169V170H50ZM66 169V168H65ZM64 169V170H65ZM113 169V167L111 168V170ZM117 169V168H116ZM206 169H209V170H206ZM262 169V170H263ZM39 170H41V171H39ZM42 170H43V172L45 173V175L44 174H41V173H43L42 172ZM49 170V171H48ZM60 170V171H59ZM100 170V171H99ZM103 172H102V171ZM122 170V169H121ZM261 170V171H262ZM48 172V174H47V172ZM123 171V170H122ZM137 171V172H138ZM185 173H184V172ZM41 172V173H40ZM67 172V171H66ZM102 172V173H101ZM108 172H110V171H108ZM263 172V171H262ZM261 172V173H262ZM62 173V174H61ZM181 173V174H180ZM204 173V174H203ZM264 173V172H263ZM35 174H36V176H35ZM127 174H124V175H126L127 176ZM132 174V175H133ZM154 174V175H153ZM184 174V175H183ZM206 174H210V176L208 175V176H205ZM29 175V176H28ZM107 175H108V173H107ZM139 175V176H140ZM155 176V177H153V176ZM190 175V176H189ZM261 175V174H260ZM67 176V175H66ZM126 176H124V177H126ZM177 176V177H176ZM183 176V177H182ZM203 176L205 177V178H203ZM261 176H263L264 177V175L262 174ZM90 177L91 178H93L91 175H90ZM94 177V178H95ZM128 177V176H127ZM127 177L125 178V181L126 180H128L127 179ZM136 177H137V179H136ZM141 177V176H140ZM158 177V178H157ZM198 177V178H197ZM203 178V179H205V181H206V183L205 182H203V180H202V182L200 181L201 179L200 178ZM91 178L89 179V181L91 180ZM109 178V177H108ZM107 178V179H108ZM144 178H142L141 180H146V179H144ZM149 178V179H150ZM180 178V179H179ZM262 177H260L259 176V183H263L264 184V178H262ZM149 179H148V181H149ZM150 179V180H151ZM187 179V180H186ZM166 180V181H165ZM208 180H209V178H208ZM262 180V181H261ZM89 181H87V183H90ZM109 181H110V179H109ZM109 181H107L108 182V184L110 183ZM129 181V180H128ZM128 181H127V183H126V185L128 184ZM147 181V180H146ZM146 181H145V184H147L146 183ZM261 181V182H260ZM143 182V181H142ZM141 182V183H142ZM167 182V183H166ZM171 184H170V183ZM178 182H177V184L176 185H174L173 184V186H174V188L176 189V187L175 186H179L180 187V185H182V183L179 185L178 184ZM193 182V183H192ZM197 182H201V183H204V184H201V183H197ZM86 183V182H85ZM86 183V184H87ZM101 183V182H100ZM103 183V186L105 187H103L104 189H106L107 187H109V186H107L108 184H106V186H105V183H104V181L102 182ZM149 183H151V182H149ZM148 183V184H149ZM152 183H153V180H152ZM151 183V184H152ZM155 183H157V181L155 182ZM155 183L154 184H152V186H154L155 185ZM158 184V186L160 185L161 186V184ZM190 183V184H189ZM210 183V182H209ZM71 186V187H69V185ZM92 186H91V185ZM88 186L86 185V187L88 188L89 186H91L92 188H86L85 190L87 191H84V194H83V197H82V194H81V201L84 199V196H87V195H90V189L92 190L93 189V184L92 183H90ZM136 184H137V182H136ZM143 184V183H142ZM150 184V185H151ZM187 184H188V186H187ZM260 184V185H261ZM263 184L261 185V186H263ZM110 185H112V184H110ZM138 185V184H137ZM168 185H167V187H168ZM203 185V186H202ZM209 185H211V184H207L205 187L207 188V190H209V188L207 187V186H209ZM33 186V187H32ZM156 186V185H155ZM166 186V185H165ZM164 185H163V188H167V187H165ZM173 186H171L170 187V189L172 188L173 189ZM183 186H182V189H183ZM212 186H213V184H212ZM11 187V188H10ZM74 187V186H73ZM135 187H136V185H135ZM138 187V186H137ZM2 188V189H1ZM110 188H112V187H110ZM110 188H107L106 190L108 191V189H110ZM157 188V187H156ZM198 189H199V187H197ZM213 188V187H212ZM264 188V187H263ZM263 188H260V196L258 197V198H260V199H258L259 201H261L260 203V205H262V206H264L263 204H264V202H262V200H264V189ZM11 189V190H10ZM75 189V188H74ZM128 189L126 190V191H128ZM130 189V190H131ZM159 189H162V186H161V188L159 187ZM174 189V190H175ZM179 189H181V188H178V189H176V190H178V191H182V189L181 190H179ZM183 189V190H184ZM185 189V190H186ZM192 189V190H191ZM16 190V191H15ZM93 190H95V189H93ZM103 190V189H102ZM129 190V191H130ZM136 190H137V188H136ZM190 190H191V192H190ZM203 190V189H202ZM205 190V189H204ZM203 190V192H206V195H209L210 193H208L209 191H204ZM36 191V192H35ZM75 191V192H74ZM104 192H105V190H103ZM128 191V192H129ZM194 191V193H192V194H194L195 195V192H196V194H198V193H201L202 191H201V189H200V191L199 190H193ZM199 191V192H198ZM68 192L70 193V194H72V196L70 195V194H68ZM73 192H74V196H73ZM94 192V191H93ZM92 192V193H93ZM128 192H126V194L124 195V196H126L127 195V193ZM186 192V191H185ZM190 192V193H189ZM210 192H211V189H210ZM6 193V194H5ZM37 193V194H36ZM91 193V195H92V197L93 198H95L96 197V193L94 194H92ZM130 193V192H129ZM137 193V194H136ZM187 193V192H186ZM208 193V194H207ZM39 194V195H38ZM43 196H42V195ZM78 194V193H77ZM203 194V193H202ZM201 194V196L202 197H204L203 195L205 194H203L202 195ZM33 195V196H32ZM36 195V196H35ZM40 195H41V197H44L45 196V198H42V199H44L43 201H42V199L40 200ZM93 195H95V196H93ZM98 195V194H97ZM137 195H139V196H137ZM205 195V196H206ZM67 196H69V198L67 197ZM71 196V197H70ZM119 196V195H118ZM123 196V197H124ZM143 196V198H145L144 200L143 199H141V197ZM146 196V197H145ZM31 197H33V198H31ZM38 197V198H37ZM127 197V196H126ZM138 197V198H137ZM63 198V199H62ZM66 198V199H65ZM73 198V199H72ZM83 198V199H82ZM46 199V200H45ZM68 199V200H67ZM70 199V200H69ZM121 199V198H120ZM33 200V201H32ZM37 200V201H36ZM40 200V201H39ZM53 200V201H52ZM63 202H62V201ZM119 200V199H118ZM124 200H125V198H124ZM40 203H39V202ZM61 201V202H60ZM74 201V202H73ZM89 201V203H91ZM132 201H133V199H132ZM133 201V202H134ZM48 202V203H47ZM54 202V203H53ZM70 202V203H69ZM76 202V203H75ZM79 202V201H78ZM86 202H88V201H86ZM85 202V203H86ZM132 202V203H133ZM253 203H254V200L252 201ZM42 203V204H41ZM58 203H60V204H58ZM88 203V204H89ZM263 203V204H262ZM46 204V205H45ZM52 204V205H51ZM55 204V205H54ZM57 204V205H56ZM64 204V205H63ZM66 204V205H65ZM74 204V205H73ZM120 204V203H119ZM118 204V206H120ZM125 204V203H124ZM93 205V206H92ZM123 205V204H122ZM130 205V206H129ZM254 205H256V202H255V204H253L252 205V203H251V206L253 207V208H255L254 207ZM259 205V206H260ZM13 206V207H12ZM39 206H40V208H39ZM44 206V207H43ZM51 206V207H50ZM54 206V209L55 210H58V211H54L53 210V207ZM61 206V207H60ZM88 206V205H87ZM146 206H148V208L150 209V208H152L153 209V211H151L152 213H150V211L148 210V208L146 207ZM260 207L261 209H259L258 207H256L255 209H257L258 208V210H254V215H256L255 216V220L256 221H258V223L260 222V220H261V223H260V226H262V220H264L263 218V215H264V212H263V215H262V211H264V209H263V207ZM10 207H11V209H10ZM36 207V208H35ZM62 207H64L63 209L64 210H62ZM66 207V208H65ZM100 207V208H99ZM137 207V208H136ZM252 207H250L251 208V211H253L252 210ZM49 208H52L51 210L49 209ZM72 208H73V210H72ZM128 208V209H127ZM37 209V210H36ZM43 209V210H42ZM111 209V210H110ZM263 209V210H262ZM60 210V211H59ZM70 210V211H69ZM87 210H90V208L89 209H87ZM90 210V211H91ZM142 210V211H141ZM4 211V212H3ZM6 211V212H5ZM39 211V212H38ZM48 211V212H47ZM50 211L52 212V213H50ZM61 211H63V212H61ZM65 211H66V213H65ZM75 212V213H72V212ZM84 211V212H85ZM98 211L100 212L99 214H98ZM116 211V212H117ZM148 211H149V213H150V215H148ZM56 212V213H55ZM157 212V213H156ZM4 213V214H3ZM6 213H8V214H6ZM39 213H41V214H39ZM61 213V214H60ZM139 213V214H138ZM153 213H155L156 215L158 214V217L156 216V215H153ZM252 213V212H251ZM48 214V215H47ZM53 214V217H51V215ZM64 214V215H63ZM73 214V215H72ZM75 214V215H74ZM94 214V215H93ZM107 214V215H106ZM116 214H118V216L119 217H122L121 219H125V220H123L122 222L119 220V218H118V216H116L115 217V215ZM60 215H62L61 217H59ZM70 215H72L71 217H70ZM93 215V216H92ZM114 215V216H113ZM125 215V214H124ZM132 215H134V217H132ZM140 215V216H139ZM88 216V217H87ZM91 216V217H90ZM95 216V217H94ZM112 216H113V218H112ZM132 218H131V217ZM151 218H154L155 216L157 217V219H159V222L161 221V225H157L156 224V222H157V220L156 219H149L150 217ZM154 216V217H153ZM51 217V218H50ZM58 217V218H57ZM69 217V218H68ZM90 217V218H89ZM93 217V218H92ZM104 217H110L109 219L107 218V220H106V218L104 219ZM149 217V218H148ZM155 217V218H156ZM161 217V216H160ZM47 218V219H46ZM59 218H61V220L59 219ZM65 218V219H64ZM72 218H74V220L72 219ZM76 218H78V220L80 221H82L81 223H82V225H79L80 223H78V221H77V219ZM92 218V219H91ZM99 218V219H98ZM129 218V219H128ZM134 218V219H133ZM262 218V219H261ZM69 219V220H68ZM113 219V220H112ZM133 219V220H132ZM140 219H142L141 220V223H140ZM29 220V221H28ZM52 220H53V222H52ZM59 220V221H58ZM87 220V221H86ZM90 220V221H89ZM153 220H155V222L153 221ZM94 221V222H93ZM99 221H101V222H99ZM59 222V223H58ZM145 222V223H144ZM0 223H2V222H0ZM9 223H7L6 225H7V227H6V225H5V228L4 229H2V230H4L3 232H5L7 235H9V234H11V235H9V236H11L9 239H7V240H9L10 242H12L14 245L15 244H20L19 242L17 243V242H15L16 241V239H17V237L19 236L18 234V231L16 230V228H15V230L17 231V232H15V233H7L6 231H7V228H8V230H9V228H12L11 226L10 227H8L10 224ZM42 223H44V224H42ZM75 223V224H74ZM97 223V224H96ZM147 223V224H146ZM264 223V222H263ZM16 224V225H15ZM135 224H137V225H135ZM0 225H2V224H0ZM4 225H2V227L1 228H3L4 227ZM43 226V227H41V226ZM44 225H47V226H44ZM50 227H49V226ZM76 225V226H75ZM142 225V226H141ZM165 225H166V223L164 224V227H165ZM159 226V227H158ZM161 226V227H160ZM260 226H258L257 228V232L258 231H260L259 229L261 228ZM263 226H264V224H263ZM263 226H262V228H263ZM44 227H46V228H44ZM49 227V228H48ZM54 227V228H53ZM82 227L84 228L83 230H82ZM137 227V228H136ZM139 227V228H138ZM143 227V228H142ZM158 227V228H157ZM260 227V228H259ZM14 228H12V230L14 229ZM131 228V229H130ZM134 228V229H133ZM171 228V229H170ZM261 228V230H263ZM160 229V230H159ZM168 229V231L170 232H172V230H174V232L173 233H175V234H177L176 236H175V234L173 235L171 232V234L168 232V231H165V230H167ZM170 229V230H169ZM251 230V227L250 228H248V230L247 231H249L248 232V234L249 233H251V234H249L251 237H252V235H254L255 234V236L256 237H258L256 234L257 233H254V232H250V230ZM25 230V231H24ZM129 230V231H128ZM136 230V231H135ZM9 231H11V229L9 230ZM8 231V232H9ZM175 231H177V232H179V234H181L180 236L178 235V233H176ZM185 231V230H184ZM251 231H253V230H251ZM130 234H129V233ZM135 232V233H134ZM195 232H196V230H195ZM263 232L264 231H260V232H258V234H259V239H256L255 237H252V238H250V240L251 239H253L254 238V240H256L255 241V245H254V243H253V248H255V246H256V251L254 252V253H256L257 254V258L259 257L260 259H258V261H259V263L257 262V263H255V264H264V237H262V236H264V235H261V233L263 234ZM16 233H18V234H16ZM167 233H169L170 235H173V237H174V239L177 237V236H179V237H181L182 235L184 236L183 238H182V243H183V241H188V239H189V241H190V243H192V242H194V244L193 245H196V246H193V248H195V249H189V248H191L192 247V244H190L189 242L188 243H184V245H186L187 244V246L186 247H184V245H182V244H180L181 243V241H179L181 238H179V237H177L176 239L178 240H175V242H171L172 241V239H173V237H171L170 235H166ZM133 234V235H132ZM138 234V235H137ZM15 235V236H14ZM17 235V236H16ZM65 235V236H64ZM130 235V236H129ZM140 235H141V237H140ZM166 235V236H165ZM198 238H196L195 239V236ZM4 236H5V234H4ZM26 236V237H25ZM136 236V237H135ZM167 238H165V237ZM170 236V237H169ZM248 236V235H247ZM6 237V236H5ZM13 237H16V238H14L13 239ZM24 237H25V239H27V240H25L24 239ZM70 237V238H69ZM190 237H194V239L195 240H197V241H195V240H192ZM249 237V236H248ZM247 237V238H248ZM20 238H19V240H20ZM29 238V239H28ZM188 238V239H187ZM30 239L32 240L31 242L33 243V244H30ZM134 239H135V241H134ZM174 239H173V241H174ZM218 239H220L221 241L223 240V239H221V238H218ZM249 239V238H248ZM2 240V239H1ZM14 240V241H13ZM18 240V239H17ZM18 240V241H19ZM25 240V241H24ZM68 240V241H67ZM137 240V241H136ZM163 240H164V242L166 243H164L163 242ZM169 240V241H168ZM204 240V239H203ZM206 240V239H205ZM250 240H249V243H248V245H247V247H249L250 246ZM254 240H251V241H253L254 242ZM258 240V241H257ZM3 241V240H2ZM2 241L0 242V244L2 243ZM29 241V245L30 246H28V244H27V242ZM34 241V242H33ZM176 241H177V245L178 244H180V245H176ZM192 241V242H191ZM206 241H210V240H206ZM20 242H21V240H20ZM180 242V243H179ZM214 242V241H213ZM68 243V244H67ZM129 244V245H128ZM214 244V246H218V245H216L215 243H213ZM5 245V243L3 244V246ZM12 245V244H11ZM21 245V244H20ZM41 245V246H40ZM128 245V246H127ZM168 245H169V248L171 249V250H169V248H167L168 247ZM189 245H191V247H189ZM208 245V246H207ZM252 245V244H251ZM1 247V249H0V264H21L22 262L20 261L21 259H22V257H23V264H29V263H31V264H33V263H35V259H33V263L32 262H29V261H31L30 259H29V257H31L30 255H29V257H28V255H26L27 256V258L29 259H26L24 256H20L19 255V253H17V252H11V254L10 253H8V248H7V246L5 245V247H6V251L7 252H5V250H3V252H2V245H0ZM13 246V245H12ZM22 246V245H21ZM173 246V248H175V250L173 249V248H171V247ZM180 246H181V248H180ZM65 247V248H64ZM68 247H70V248H68ZM184 249H183V248ZM187 247H189V248H187ZM4 248V247H3ZM26 248V249H27ZM50 248V249H49ZM101 248H104V250L103 249H101ZM179 248V249H178ZM212 248V249H211ZM218 250H217V249ZM5 249V248H4ZM25 250V249H24ZM99 250H101V252L99 251ZM46 251H49V252H46ZM104 251V252H103ZM106 251V252H105ZM173 251V252H172ZM195 251V252H194ZM234 251V252H233ZM233 251H231V254H233L232 256H231V258H232V261L231 262H234L233 260H234V257H235V250H233ZM7 253V254H4L3 255V253ZM2 253V254H1ZM12 253H14L13 254V256L14 255H17L19 258L21 257V259H18V257L17 256H15V258H16V260H14V259H12L13 258V256L11 257V255H12ZM16 253V254H15ZM25 253H29V252H25ZM39 253V254H38ZM48 253V254H47ZM190 253V254H189ZM42 254V255H41ZM166 254V255H165ZM216 255V257H215V255ZM3 255V256H2ZM41 255V256H40ZM50 255H51V253H50ZM52 255H53V253H52ZM219 255V256H218ZM237 255V254H236ZM9 256V257H8ZM74 256V257H73ZM188 256V257H187ZM53 257V259H55L54 257H55V253H54V256H52ZM237 257H238V255H237ZM62 260H61V259ZM73 258V259H72ZM219 258H221L220 259V261H219ZM18 259V260H17ZM24 259H26V261L24 260ZM68 259H70V260H68ZM80 259V260H79ZM85 259V260H84ZM188 259V260H187ZM192 259V260H191ZM236 260H237V258H235ZM41 260V261H40ZM67 260L69 261V262H67ZM58 261V262H57ZM61 261H62V263H61ZM126 261V262H125ZM130 263H129V262ZM20 262V263H19ZM190 262V263H189ZM196 262H198V263H196ZM220 262V263H219ZM235 264H237L236 262H234ZM234 263H231V264H234ZM37 264V263H36ZM224 264V263H223Z\"/></svg>",
  "mask_w": 264,
  "mask_h": 264
}]
</instances>
